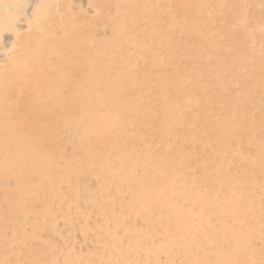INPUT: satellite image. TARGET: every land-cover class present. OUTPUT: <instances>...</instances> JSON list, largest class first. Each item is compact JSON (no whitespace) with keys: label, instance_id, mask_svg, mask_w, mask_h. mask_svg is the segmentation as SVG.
Listing matches in <instances>:
<instances>
[{"label":"rangeland","instance_id":"374dc122","mask_svg":"<svg viewBox=\"0 0 264 264\" xmlns=\"http://www.w3.org/2000/svg\"><path fill=\"white\" fill-rule=\"evenodd\" d=\"M39 1L40 0H0V79L2 78L3 75H5V76L8 75L7 77L10 79V81L11 82H14L13 80H14L15 76L19 72L18 68L16 69V67L12 66L11 63L8 62L10 60L9 59L10 46L15 41V33L21 34V36H22V34L25 35L27 33V36H28V39H27L28 40V44H27V46L28 47H31L33 51H36L39 54L40 53L41 54L43 53L41 51H38V50H42V49H38L36 47L37 44H39V46H42L43 45L42 48L44 50V53L42 54V60H41L42 62H41V64H39V68L40 67L42 68V69L41 68L40 69L42 70L43 75H39L37 77V80L36 81L34 80L37 83L36 86H34V82L32 83V81H31L32 79L30 78V75H29V78L31 80L30 79L27 80L26 81L27 83L23 80L24 83L22 81L19 84L20 86L17 88V89H19V91L16 89L17 90L16 91L17 92L16 95H15L16 92H11L9 94L10 95V98H8V99L10 100L11 105L9 106L10 103H9V100H7L6 101L7 103L4 104V107H2V109H0V111H1L0 112L1 113L0 114V126L3 125L4 123L6 125V123H8V121H13L14 122V125H16L19 122L20 123H24L23 121L27 117H30L29 118L30 119L29 120L30 122L28 121V128L32 132L31 133V136L33 137V144H35V148H37L38 153L40 155H46V154L47 155H50V154L52 155L53 154L52 156L56 157V158H52L53 159V161H52L53 164H51V168H52V170H54V172L51 170L47 174H48V178L50 179V181L53 178H54L53 181H55L56 179L58 181H55V183L53 182L54 185L56 184L55 185L56 187L53 184H49L50 182H46V183H42V184H45L44 185L45 187H47L48 185H50V186H48V189L47 188H43L44 186H42V184H40L37 187H35L34 189H29L30 194H27V191L28 190L25 192V188L23 190V185H24V183H27V184L29 183V185H30V183L37 182V179H36V178H38L37 172L36 171H33L34 170L33 168H38V163L36 164V163H29V162H19V160H18V163H17V159L16 158H14V161H12L15 152H14V149H13V153H12V149H11V153H12L11 154V158L10 157H8V158L10 160L11 159L12 160L10 161L8 159L9 160L8 161L9 163L6 162L5 165H2V167L0 165V167H1L0 168L1 169L0 170V177H1L0 178V183L3 182V184L1 183L2 186H3V190L0 192V213H1L0 216L1 217L4 216V218L3 217L2 218L0 217V233H1L0 234V261H1V258H2L1 257V254H2V255H4V257H6L8 259V261L5 260L4 264H13V262L15 264H23V263L24 264H36L37 262H38V264H40V263L41 264H47L49 262V260H50V253L52 251V247L54 245H57V243H58L59 246L60 245H63V246L58 247V248L63 249V251L59 249V251H60L59 252L58 249H57L58 254L56 256V260L53 263H50V264H54V263L55 264H73L72 262H75V260H76V259L74 260L75 255H84L83 258H85V259L87 258V261L86 262H89V264H95V263L96 264H100L101 262H102V264H108L109 263V258L108 257H106V259H101L102 261L99 262L96 259H92V258L90 259V257L88 258V255H87L88 252L87 251H89L90 249H95V250L97 249L99 251L104 250L105 248H107L109 246V244H110L109 242H110V239H111L112 235H115V237H117L119 239V243H120V245H118V247H119L118 249L120 250V252L122 250L124 251V252L123 251L121 252L122 253V256L119 257V259H118V261H117L116 264H133V263L134 264H139V263L142 264V262L144 263L145 261L148 264H154V262H156L155 264H189V263L190 264H195V263L196 264H202V263L203 264H245V261H246V264H248L249 261H250V259H251V255L248 254V249L249 250L252 249V250H250V251L253 252L252 256L253 255L255 256V254H256V256L259 258V260H257V262L259 261L258 263L256 261H254L252 264H260V263L261 264H264V254H263L264 253V244H262V243H264V236L257 237V236L254 235L256 238H254V236H253V238L251 239L250 244L247 245L246 252L245 251H240L239 253H236V251L234 250V248L231 246L232 239H234V238L233 237H232V239H231V237L229 239L224 238V237H226L225 234H224V230H219V231L218 230H215L213 228V225L212 224L206 222L203 225V228L202 229H199V232H197V229L195 228L197 225H190V230H189V233L190 234L189 233L188 234L190 236H192V239L194 240L195 243L193 241L191 242L190 241V237L187 234V227L186 226H185L186 227L185 228V227H181V226L179 227L178 224H175V225L174 224H168V223H166V221L169 220V218L168 217L165 218V216H166L165 215V212H163L164 213V215H162L163 217L158 214V210L164 209V211H165V209L167 208V207H164L163 208V206L159 207L160 205L158 204V202L157 203L156 202L153 203L155 205H153V204L150 205L151 206L150 208H152V210H153V213L151 214L152 215V218H151V215H147L146 216V214H144L145 215L144 216L143 215V212L144 211H142V212L140 211L143 208H141L140 207V204H139L140 201H141V199H142V197H141L142 194L140 195L139 192H135L134 193L131 190V187H135L134 185L136 184V182H137L136 185L138 186L139 185V182L142 181V183H144V181H146L147 178L143 177V166H144V163L146 161V155H145L146 154V151H147V148L146 147H148V148L151 147L150 145H152L155 142L152 145V147L149 148L150 155L153 156V159L154 160L162 161V162H159V164H157V166H155V167H153L151 169V171H150L151 172L150 173L151 176L149 174V177H151L153 179H156V181H157L156 183H158V184H156V186L159 185L161 187L163 185L162 188L165 189L166 186H164V183L167 182L168 180H169L168 183H170V181L173 179V176H174L172 174L174 172L176 173V172L182 171L183 173L189 175V176L185 175V176H187V179L189 177H190L189 180L191 178H195L194 180H195L196 183H194V184L198 185L200 187V189H201V187H202V190H204V189L206 190V188H207L210 191L207 196L209 197V195H211V197L212 198L214 197V199L217 201L218 199H221L222 195H224V194L227 195V193H228L227 188H225L224 187V184L222 183L225 179L227 181H229V180L231 181L232 180L234 183L237 181L236 184L238 185V183H239V186H236V184H234V186H235L234 188H241V189L250 188V185L249 184H245V182L247 180H248V182L258 181V182H261V183H259V186H255L254 187V192H255V195L257 194L256 196H258L257 198L260 199L257 202H260V203H258V206H256L257 209L255 208L256 210L255 209L252 210L248 216H244V215H246L244 213H239L240 215L241 214L242 215L240 217L237 216L235 218L237 222H234L235 220L231 222L228 219V217H227V215L230 213V210H226V207L227 206H223L220 209H221L222 212H224V216H226L225 218H223V221L222 222H224L226 220H229L230 224L233 225V228H235V230H233L234 235H235V233H237V230H238V227H237V225L239 224L238 223V220H243V222L245 224L249 225V227H250L249 228V231L250 232H252V230H254L253 227H255V224L258 221V219H263L264 220V213H263L264 212V205H262V204H264V201H262V200H264V197L262 196V195H264V194H262V192L264 193V183H263L264 182V179H263V176H264V168H263L264 167V152H262L264 150V144H263L264 143L263 142L264 141V117H263L264 116V111H263L264 110V106H263V110H260V108L262 109V105L264 104V73L257 74V73H259V69L262 72H264V63H261V62L264 61V50H263L264 49V36H263L264 35V28H262V27H264V20H261V19H264V0H262V2L260 0H259V2L257 0H255V1L254 0H250L251 2L249 0H245V1L244 0H242V1L241 0H237V1L236 0H222V1L221 0H209V1L208 0H189V1L188 0H185V1L184 0H178V1L177 0H171V1H169V0H163V2H161V6H162V10H163V14L161 16H159L155 12H153V13H149L148 12V10H152L153 9V7L155 5L154 2H153L154 0H141V3H140V0H135V1L134 0H132V1L131 0H129V1L128 0H126V1L125 0H120L121 2L119 0H117L118 2L116 3V5L113 2H110V1L116 2V0H96V1L95 0H90V1L89 0H58L57 1L58 4L56 3L57 6H55L53 8L48 7V4H50L54 0H52V1L51 0H47V2H46V9L48 8L47 11L49 12V14L47 15V18L45 17V20L47 21V23L49 25V28H51L50 29L51 32L50 31L43 32V31H40L39 30L40 28H36L37 26H39V24L38 23L36 24V22H35L36 19H35V16L33 14H34V10H35L36 6L38 5ZM93 1H94L95 4L93 3ZM104 1H106V2H104ZM107 1L110 2L112 5L110 3L107 4L108 3ZM220 1L223 2V5H222V3H220ZM97 2L98 3L100 2V4H98ZM133 2H134V4H133ZM166 3L168 4V6H167ZM215 3H218L219 6L217 4H215ZM245 3L247 5V7H245L246 6ZM126 4L128 6H126ZM178 4H181V5H178ZM227 4H229L230 6L229 5L227 6ZM138 5H139V7L141 9V10H139V12H138ZM225 5H226V8L227 9L225 8ZM117 6L119 8H121L119 11H122V12H119L116 9V8H118ZM129 6H131V8ZM16 7H18V8H16ZM125 7H127V8H125ZM128 7H129L130 10L133 9V10H131V12L133 11L132 13H130L128 11ZM144 7L145 8L147 7V10L146 11H147L148 16H147L146 13H143V11H142V9ZM170 7L172 9L175 8V11H174L175 13L174 14H172V12L170 10L171 9ZM257 7L259 8V10H257L258 9ZM61 8L64 9V10L66 9V10L65 11L63 10L62 11ZM93 8H94V10L92 11ZM60 9H61V13H60ZM68 9H69V12H68ZM125 9H126V13L123 14L124 16L122 17L121 14L125 12ZM95 10L97 11V16H94V15H96V11ZM114 10L116 12H113ZM153 10H155V9H153ZM206 10H208V11H206ZM56 11H58L59 13H57ZM73 11H75V13ZM81 12H83V13L81 14ZM111 12H112V14H111ZM135 12H137V13H135ZM165 12L167 14H165ZM246 12H247L248 15L246 14ZM127 13H129V14H127ZM253 13H254V15H253ZM61 14H64V15H61ZM171 14L174 16V19L177 22L176 23V27L169 26V18L172 17ZM206 14H207V16H206ZM242 14H244V15H242ZM245 14L247 15V17L245 16ZM102 15H104L105 17H103ZM129 15H131V18L133 17L132 18L133 20H131V19L129 20V18H130ZM138 15L139 16L141 15V16L139 17ZM126 16H127V20L128 21L125 20L126 19ZM136 16H137V18H136ZM8 17H11L12 18L11 25L9 23H5V22L4 23H1V20L3 18H4L3 20L7 21ZM76 17H78V18H76ZM111 17H114V18H111ZM119 17L123 19L122 20L123 22L121 21V19H120V22H119ZM159 17H162V20H159ZM179 17H181V19ZM245 17H246V20L245 19L243 20V18H245ZM81 18H82V20H81ZM105 18H106V20H104ZM176 18H177V20H176ZM206 18H208V19H206ZM248 18H249L250 21H248ZM112 19L114 20V22L112 21ZM141 19H143L142 22L140 21ZM148 19L149 20L151 19V20L149 21ZM195 19H197L196 20L197 22L196 21L194 22ZM202 19H203V21H202ZM84 20H85V22L83 23ZM181 20H183V21H181ZM43 21L44 20H42L41 23H43ZM51 21H52V23H51ZM72 21H74V22H72ZM75 21H76V24H75L76 26H74ZM77 21H79V22H77ZM115 21H117V25L119 23L118 26L116 24H113V23H115ZM134 21H135V23L133 25V22ZM137 21L138 22L140 21V23H138ZM179 21H181V22H179ZM211 21H212L213 25H210L211 24ZM221 21H223V22H221ZM128 22L129 23L131 22V23L129 24ZM151 22H152V24H151ZM122 23H124L122 26H124V27L128 26V27H126L124 29V27L121 26ZM154 23H156V24H154ZM242 23H243V25H242ZM29 24L30 25L33 24V27H35V28H33L32 30H29V27H30ZM101 24L104 26L103 29L101 28L102 27ZM135 24H137V25L135 26ZM139 24H141V26ZM184 24H185V26H184ZM229 24H230V26L228 27ZM231 24H232V26H231ZM251 24H253V25H251ZM152 25H154V26L151 27ZM165 25H167V26H165ZM194 25H195V27H194ZM237 25H238V27H237ZM241 25L244 28H245V26L247 27L245 29L243 28V30H244L245 33L242 30H240V28L242 29V26ZM82 26H83V29H82ZM98 26L100 28H98ZM142 26L145 27V28H142ZM196 26H197V28H196ZM234 26H235L234 31L231 32V28L234 27ZM107 27H109V28H107ZM110 27L111 28L114 27L115 30L117 31V33L115 32V30L111 29ZM139 27H140V30H139ZM248 27H249V29H248ZM118 28H119V30H118ZM150 28H151V30L149 31ZM185 28H186V30H185ZM72 29H74V30H72ZM78 29L80 30V32L78 31ZM121 29L124 32H121L122 31ZM126 29H128V30H126ZM136 29H138L140 32L138 30H136ZM159 29H160V31H159ZM173 29H174V31H172ZM130 30L132 32L133 31H136V32H133V34H131V33H129V32H131ZM141 30H142V34H141ZM166 30H168V32H166ZM183 30L186 31V33L181 32ZM193 30H194V33H193ZM260 30L262 32H260ZM73 31H75V32H73ZM148 31H149V33L147 35V32ZM126 32L128 33V35L125 34ZM165 32H166V34H169V35L167 36L165 34ZM209 32H211L210 34L213 35L214 41H213V37L211 35H209ZM227 32H229V33H227ZM242 32H243V34H242ZM258 32H260V34H258ZM82 33H84L85 36L82 35ZM102 33L104 34V37H103V35H101ZM118 33H119L118 39H115L113 41V37H115V35L118 34ZM122 33H124V34H122ZM203 33H204V35H203ZM214 33H215V36H214ZM246 33H249V37H247V39H245V36L247 35ZM256 33H257V36H256ZM134 34H136V35H134ZM219 34H221V35H219ZM226 34L229 36V39H230L228 41H224L225 37L223 35H226ZM253 34H254V36L252 37ZM106 35L109 38H110L111 35H113V36H111L112 40L109 39V38H107ZM145 35L148 36V37L150 36L149 39L152 42V49H154L155 52L153 50L151 51V55H150L151 57H149V61L142 62L140 60L137 63H135L136 61H132V60H134L132 58H134V56L136 57V55L134 53V50L136 48L135 47H131L132 45H130V42L132 43V40L135 41L139 37L142 38V39H144L145 38ZM176 35H177V37H176ZM242 35H243V37H241ZM82 36H84L83 37L84 39H87L86 42H80V39L82 38ZM127 36H129V37H127ZM178 36H179V38H178ZM209 36H211V37H209ZM96 37H97L98 40L95 39ZM122 37L124 38V41H122V39H123ZM174 37H176V39ZM105 38H107V40H105ZM159 38H160V40H159ZM242 38L244 40H242ZM253 38H255V39H253ZM62 40H63V42H61ZM96 40H97V42L100 41L99 42L100 45H98V43L95 42ZM104 40L105 41H108V43L106 44V42ZM109 40H110V43H109ZM167 40H169V41H167ZM171 40L172 41L175 40V42H177V43H174ZM176 40H178V41H176ZM210 40H211V42H210ZM58 41H59V44H58ZM88 41L89 42L91 41L92 43L91 42L89 43ZM118 41L119 42L120 41L121 42H124L123 43L124 47H123V45H122L121 42L119 43L120 44L119 45L117 43ZM257 41H258V44H257ZM101 42H104V43H101ZM113 42H114L115 45L113 44ZM126 42H127V44H126ZM244 42H247L248 44H245ZM94 43H96V44H94ZM181 43H183V46L184 47L182 46ZM208 43H210V44H208ZM241 43L242 44L244 43L245 45L242 46ZM54 44H56L57 49L61 50V51L58 52L59 54L57 53V54H55V56L53 55V53H51L54 50L53 49V47H54L53 45ZM89 44H91V45H89ZM173 44L176 46V48H175L176 51L174 50V48H173V50H171V52H172V54H171V64L167 67L168 70H169V74L167 75L166 68L165 69L159 68L158 70L153 71L152 68H151L152 67L151 66L152 65V56L155 55L154 57H156V54H157L156 51L159 50V51H157L158 52V54H157L158 59L162 55L166 58V50H167V47L170 46V45H173ZM211 44L214 46V48L211 47L212 46ZM217 44H218V46H217V49L218 50L215 49L216 48L215 46ZM229 44H231V46ZM125 45L128 48H125ZM157 45H159V47H157ZM174 45H173V47H175ZM240 45L243 48H241ZM91 46H92V48H91ZM102 46L104 48H102ZM116 46L117 47L119 46L120 49L117 50L116 49ZM198 46H201V48H199ZM226 46H228L229 48L228 49H225V48H227ZM245 46H247V47H245ZM85 47H86V49H85ZM64 48H65L64 51H66V52H64L62 50ZM131 48H132V50H131ZM185 48H186V50H184ZM196 48H198V49L196 50ZM245 48H246V51H245ZM126 49H128V50H126ZM99 50H100L101 53L99 52ZM103 50L106 51V52H104ZM124 50L126 52H128V53H124L125 52ZM204 50H205V52H208L209 51V53H205ZM213 50L215 52H213ZM87 51L90 52V53H88ZM119 51H120V53H119ZM122 51H124V52H122ZM197 51H200L201 54H200V52L197 53ZM226 51H228V52H226ZM77 52H80V53H77ZM195 52L198 54V56H197V54ZM231 52H232V54H231ZM64 53L66 54V56H65ZM110 53H112V55H110ZM188 53H191L190 55H192V54L193 55L190 56ZM215 53H216V55H215ZM72 54L75 55V56H73L74 58L71 56ZM238 54L240 56H238ZM86 55H88V56H86ZM124 55H125V57H124ZM213 55H215L217 57V59ZM58 56H59V58H58ZM114 56L116 57V59H115ZM183 56H185V57L182 58ZM66 57L68 59L67 62H66ZM111 57L113 59H111ZM119 57L121 59H123V60H121ZM205 57H207V60L204 59ZM238 57H240V58L237 59ZM101 58L103 59V61H102ZM108 58H109V60H108ZM219 58H221V59H219ZM50 59L52 61H55L56 60L57 62L56 61L55 62L58 63V66H60V67H61L62 64L65 65V68L64 67H61V68H64L65 71L67 70L65 74H67V73L70 74V76L72 77V79H71V77L69 75H67L69 77L66 76V78H68L69 80L66 79L67 80V83H65V85L63 87V90L61 89V97L59 99H57V97H53V96L49 95L45 99L46 101L45 100L43 101V99H41V98L40 99L37 98V100H38V102H37V100H36V97L37 96H36L35 99H34L35 101H32V102L30 101L29 102V100L31 99V97H34L35 96V95H33L34 93L33 94L31 93L32 95L30 94V92L35 91V88H39L40 87L42 89H39V90L42 91L45 87L50 86L52 84L54 85L55 83H57L58 80H59V78H60L59 77L60 76V73H59L60 72L59 71L60 68L56 69L55 66L54 67H51L50 65H48V62L50 61ZM77 59H79V60H77ZM82 59H84V60H82ZM127 59H128V61H127ZM191 59H192V61H191ZM194 59H196V60H194ZM113 60L116 63L113 64V62H114ZM120 60H121V64L122 65H126V64L129 65V63H130L132 66L131 65L126 66V67L123 66V68H122V65L119 62ZM204 60H205V62H204ZM218 60L219 61L222 60V62L220 61L222 64ZM88 61H89V63H88ZM90 62H93V63L90 64ZM207 62H209V64ZM71 63L72 64L75 63L74 66L71 65ZM79 63H80V65H79ZM85 63H88V64H85ZM94 63H96V64H94ZM134 64L136 65L137 68L135 67ZM198 64H199V66H198ZM117 65H118V67H117ZM239 65H240L241 70H240V68H237V67H239ZM111 66H113V67H111ZM114 66L117 67L116 69L118 71L116 69H114L115 68ZM181 66H184V68L182 67V69H181ZM186 66H188V68ZM196 66H198V67H196ZM257 66H258L259 69L257 68ZM130 67L131 68L134 67L135 68L134 70H136L137 71L136 73H138V76L135 74L137 76L136 77L137 79L134 81V84L135 85L132 83L134 86L133 85L130 86V84L128 86L129 77H131L133 75V74L129 73L130 70H131ZM39 68H38V66H35V71H38L39 72L40 71ZM108 68L112 69L111 72H109V73L105 72V70L107 71ZM126 68H127V70H124ZM121 69H123V70H121ZM142 69H145V70L142 71ZM185 69L188 71L187 73H186V70ZM193 69H195V70H193ZM257 69H258V71H257ZM72 70H75L76 72L75 71L72 72ZM87 70H88V72H86ZM120 70H121V72H120ZM237 70H238V72H237ZM84 71H85L86 74L81 73V72H84ZM93 71L95 72V74H94ZM236 72H237V74H236ZM252 72L253 73L256 72V74L255 75H252L251 74ZM39 73H41V72H39ZM110 73L112 74V76L115 74L114 75V79H117L116 82L113 85H110L111 87H109V89H107V90L103 86L99 87L98 90L102 91L103 94H104V96H103V98L101 100L104 102L105 107H106V110L104 109V112H106L109 115V117H115L114 115H116L115 118H117V116H120V118H121L122 117L121 115L124 116V114H125L124 118L123 119L121 118L122 121H121L120 128H118V129L115 128V130L113 129L112 132H111V134L107 135V136H109V142L104 139V137L106 136L104 134L105 132H103L104 127H103V129H101L102 132H103V134H102V132L99 135H92L91 136V134H90L89 135L90 137H89V136H87V134H89V133L88 132H87V134L85 133V135L87 136V138L85 137V135H83V138L85 137L86 138V141H87V139H89V140L87 142H85V138L84 139L82 138L83 141L81 142V140L79 141L76 138V136L74 135V133H73L74 131H72V129H71L72 126H71L70 123L72 121L73 122L74 121L79 122L81 127H82V125H84L86 123L85 121H83L84 118H81V116L83 115L84 109L85 108H90V107H91V109H93L95 107V105L98 104L97 102H95L96 104L88 105L89 104L88 101L91 98L96 97V94L94 92H93L94 93L93 94L91 91H89V89L91 88L90 85L93 84L92 85L93 86L92 89H95L94 88V85H95V83H94L95 81L94 80H97L101 76L102 77L104 76L105 78L106 77L109 78V75H111ZM142 73L143 74H145V73L147 74V76H146L145 79H141L140 74L142 75ZM163 73H164V75H163ZM201 73H202V77L204 76V78H201V76H200ZM28 74H30V73H28ZM46 74H48V75H46ZM90 74H92L90 76V78H91L92 81H91V84H87V81H85V80L88 79V76ZM100 74H101V76H98ZM153 74H156V76H153ZM79 75H80V78H79ZM82 75L85 76L86 78L85 79H82V78H84V77H82ZM183 75H185L187 78L188 77L190 78V80H191V82L189 80V84L190 85L189 84L179 85L180 79L178 77H182ZM12 76H13V78H12ZM42 76L45 77V78H42L43 81L41 80V77ZM46 76L49 77V78L51 77V78L49 79ZM117 76H121V77H117ZM39 77H40V79H39ZM55 77H57V78H55ZM176 77L178 78V80L176 79ZM157 78H158V80H157ZM45 79H46V82H45ZM76 79L79 80V81H77ZM112 79H109L108 80V83L112 82L113 81ZM38 80L41 81V82H38ZM69 81H70L71 85H70ZM75 81H76V83H75ZM103 81H104V79H103ZM136 81L139 82V85L138 86H137L138 83ZM165 81H168V82L165 83ZM173 81H174V83H173ZM28 82L32 83L33 85L32 84H28ZM83 82H84V84L81 85V88L85 89V87H86V89L84 90L86 92H82L81 91L80 94H83L81 96H84V97H81V96L78 95V97H80V98H78V97L75 96L77 98V104L75 103L74 105H71V98L74 97V94L73 93L71 94V92H75V91L77 92L78 88L81 89L79 87V85L82 84ZM118 82L120 83L121 88L119 86L117 87V85H119V84H117ZM171 82L174 85H171ZM231 82H233V83H231ZM15 83H17V84L19 83V82L16 81V78H15ZM22 83H23V85H22ZM27 84H28V86H27ZM39 84H40V86H39ZM66 84L69 87H67ZM228 84H230V85H228ZM233 84H235L236 86L233 85ZM43 85H44V87H43ZM221 85H222V87L217 88L218 86H221ZM87 86H88V88H87ZM29 87H30V89L32 88L31 89L32 91H30ZM65 87H67V88L64 89ZM72 87H74L76 90H73L74 88L72 89ZM22 88H23V90H22ZM117 88H119L120 91L116 90ZM25 89H27V90L25 91ZM28 89H29V92H27ZM121 89H123V90H121ZM138 89H139V91H138ZM115 90H116V92H115ZM177 90H179V92H177ZM111 91H113V92H111ZM249 91H250V93H248ZM20 92H21V94H20ZM24 92H27V93H24ZM154 92L157 93V94H155ZM86 93H87V95H86ZM184 93L185 94H188L189 93V94L186 96ZM192 93H194V94L192 95ZM201 93H203V94H201ZM238 93L240 95H238ZM1 94H2V91H0V98L2 99V95ZM63 94H66V95L62 96ZM109 95L111 96V98H110ZM121 95L124 98H121ZM206 95L207 96L209 95V98ZM243 95H245V96H243ZM69 96H71V97L69 98ZM127 96H128V99H127ZM194 96L196 98L193 99ZM19 97H20V99H22L21 101H22V103L24 105L22 104L21 107L19 109H17L15 102H14V105L12 106V104H13L12 101H15V100L17 101L19 99ZM28 97H29V100L28 101L27 100H24L25 98L28 99ZM42 97H44V95H42ZM48 98L49 99L52 98V99L49 100ZM67 98H68V100H67ZM204 98H207V99H204ZM124 99H126L125 100L126 102L124 101ZM201 99H203V100L201 101ZM47 100H49V101L47 102ZM173 100H174V102H172ZM45 102H47L48 104L45 103ZM257 102H258V104H257ZM43 103L46 106H44ZM110 103H111V105L114 104L115 108H114V106H111ZM213 103H215L216 106ZM34 104H37L36 107H35ZM58 104L59 105L60 104L62 105V106H59L58 107L60 109H58L57 106H56ZM233 104H234V106H233ZM39 105H40V108H38ZM42 105H43V107H42ZM48 105L50 107H47ZM117 105L118 106L123 105L122 106L123 108L121 109L120 108L121 106L118 107ZM128 105H132V106H134V105L139 106L140 105V107H141L140 112L139 111H134L135 113H132L133 111L132 110L130 111V108H129ZM148 106H149V108H148ZM10 107H11V109H10ZM14 107L17 110H15ZM41 107L44 110L41 109ZM111 107H113V108H111ZM155 107H157L159 111ZM163 107L164 108L170 107V109L169 108H168L169 110L167 108L164 109ZM234 107H236V108L234 109ZM23 108H25V110ZM72 108H73V111H72ZM81 108H82V110H81ZM150 108L152 109V112L154 111V108H155V110L157 112L156 111H154L153 113L150 112L151 111V110H149ZM201 108L204 111L205 110L206 111L204 112ZM20 109H23L24 111L22 112V110L20 111ZM118 109L119 110L121 109L120 111L122 113L121 112H120V114L116 113V110H118ZM145 109L147 111H145ZM172 110L175 112L174 114L176 116V120L174 122L175 125L170 126L169 129H168L167 128V124H165L164 121L166 119V116L168 114H170V112ZM228 110H229V112H228ZM18 111H19V113H18ZM75 111H76V113H75ZM93 111H94V109H93ZM160 111L163 112V113H165V114H162L161 113L160 115H158L160 113ZM166 111L169 112V113H167ZM258 111H260V112H258ZM261 111H263V113ZM113 112H115V113L113 114ZM202 112H204V113H202ZM237 112H239V113H237ZM257 112H258V115H257ZM150 113H151L152 116L150 115ZM235 113H236V115L237 114L238 115L236 116ZM8 114H10V115H8ZM29 114H30V116H28ZM68 114H69V117L67 116ZM70 114H71V117H70ZM76 114L77 115L80 114V115L77 116ZM261 114H262V116H261ZM7 115L9 117V119L6 118ZM73 115H76V117L73 116ZM132 115H133L134 118L132 117ZM161 115L164 116V120H162V117L163 116H161ZM253 116H254V118H253ZM91 117H92L91 113H89L86 116L85 120L87 121V124L88 123L89 124L88 125L85 124L82 127V129H84L85 127H87V126H89L91 124L90 121L93 120V119H91ZM216 117H218V118H216ZM70 118H71V120H70ZM87 118H88V120H87ZM89 118H90V120H89ZM137 118L138 119H141V121L142 120H144V121L141 122ZM73 119H75V120H73ZM132 119L134 120V122H132L133 121ZM5 120H7V121H5ZM151 121H152V123H150ZM157 121H158V123H157ZM182 121L186 124V126L180 127ZM238 121H240V122H238ZM162 122H164V124ZM217 122H219L220 124L221 123L222 124H225V126L223 128H220L219 129V132L216 135V133L214 132L215 129H217V127H219V126L222 125V124L220 125ZM58 123H61V124L58 125ZM134 123H136V124H134ZM142 123H144L146 126L143 125ZM160 123H161V125H160ZM205 123H206V125H205ZM258 123H260V124L258 125ZM177 124H179V125H177ZM48 125L50 126V128H49ZM163 125H165V127L167 128L166 131H165L166 133H168L167 132L168 130H170V132L172 131L171 132V138H170L171 140L167 137V135H165L166 133L163 132L165 130V127H163ZM203 125H205V126H203ZM208 125H209V127H208ZM43 126H44V128H43ZM46 126H48V128ZM56 126L58 128H56ZM138 126H139V128H138ZM62 127L64 129H66L70 133H68L66 130H63ZM161 127H163V128H161ZM255 127H257V128H255ZM14 128H15V126H14ZM68 128H69L70 131L68 130ZM159 128L160 129H163V130H160ZM229 128H230V130H228ZM133 129H135L134 131H135L136 135L134 134ZM44 130H46V131H44ZM47 130L49 132H47ZM255 130H257V131H255ZM130 131L132 133H130ZM37 132H38V134H37ZM141 132H142V134H143V132L145 133V134H143L142 137H141V135H142ZM254 132H256V133H254ZM43 133H44V135H43ZM45 133H46V135H45ZM154 133H155V135H152ZM184 133H186V136H185L186 143H185V145L182 144V146H180L181 147L180 148V147H178V143H179L178 141H179V139H181L179 137L181 135H183ZM227 133L229 135H227ZM61 134L63 135L62 137H65L66 139L65 138L63 139L62 137H60ZM242 134H244V135L241 136ZM37 135H38V137H37ZM52 135H54V136H52ZM124 135H125V138H127V137L128 138L127 139H124V137H123ZM147 135L149 136V138L147 137ZM150 135H152V136H150ZM156 135H158V136L155 137ZM48 136H49V138H48ZM96 136H99V137H96ZM112 136H114L115 139ZM135 136L137 137V139H136ZM54 137H57V140L58 141H55L56 138H54ZM37 138H39L40 140L37 139ZM41 138H43V139H41ZM50 138L52 140H50ZM60 138L63 141H65V142L61 141ZM118 138L120 139V141H119ZM111 139H114V140L111 141ZM123 139H124V141H123ZM131 139L134 142L133 145H132V143H130V142H132ZM165 139L166 140L168 139L167 141H169V142H166ZM0 141L3 142V140L1 138H0ZM52 141H53L54 144L52 143ZM92 141H94V142L97 141L96 142L97 145L94 142H92ZM128 141L132 145V147H135L134 151L135 152H138L139 156L135 152L133 153V156L132 157H133L134 160L132 162V167L131 168L134 171L130 167L128 168V166H127L126 169H125V166L123 168L125 170V173L129 172L127 169H129L130 172H132V173L133 172L135 173V171H136L135 174H137L138 177H140V180L141 181L138 179V177L136 178L135 174L133 173L134 178L131 181H128V182L124 183V184H126V186L124 184H122V183H121V186H120V183L118 184V180H119L118 177H119L120 173H121V175H123L122 174V173H124L123 169L122 168L114 169L116 175H114L112 177L111 174L109 173V170H107L106 161L105 160H102V164H99L97 160H99V162H101V159L99 157H100V154L101 153L103 155V152L105 150L109 154V156L110 157L112 156L113 158L116 157L118 155V153H119V155H121L120 153H122V155H124L123 154L124 151H126L124 153H128L127 150H129L131 148V145L128 143ZM56 142L57 143L59 142V143L57 144ZM102 142H104V143H102ZM121 142L123 144H125V145H123ZM224 142H226V143H224ZM4 143H5L4 144L5 147L4 146L3 147L6 149L7 148L6 142H4ZM105 143L106 144L108 143V144L105 146L104 145ZM141 143H142V145H141ZM167 143H169V145ZM170 143H171V145H170ZM165 144H167V145H165ZM40 145H41V147H40ZM55 145H59V146H57V148H56ZM118 145H119V148H118ZM135 145H137V146H135ZM52 146H53V148H52ZM140 146H141V148H140ZM164 146L166 148H164ZM168 146H170L171 148L169 147L170 148L169 149ZM113 147L114 148L116 147L118 149L117 150H116V148L115 149H110V148H113ZM137 147H138V149H136ZM91 148L92 149L95 148V149L92 150ZM96 148L98 150H96ZM100 148H101V150H100ZM172 148H173V151H172ZM85 149L86 150L88 149V150L86 151ZM164 149H165V151H164ZM177 149H179V150H177ZM222 149L225 150V151L227 150V151L225 152ZM48 150L50 151L49 153H47ZM54 150H56L57 152H54ZM28 151H30V149H28ZM153 151H155V152H153ZM52 152H54V153H52ZM99 152H100V154H99ZM106 152H104V157H106ZM198 152H199V154H198ZM59 153H60V156H58ZM110 153L112 155H110ZM224 153H225V155L222 156ZM108 154H107V156H108ZM184 154H187V162H186V159L184 158V156H185ZM254 154H255L256 157L254 156ZM62 155H63V157H62ZM75 155H76V157L77 156L79 157V158L77 157L79 159V161L77 162L78 165L77 164L74 165L77 173H75L74 176H72V178H70V179H67V178H64V177H60L63 174H65V171H64V168L63 167L66 165L67 160H71L72 158H75ZM96 155H98L97 156V159H96ZM113 155H115V156H113ZM163 155L166 158H164ZM242 155L244 157L246 155L247 158L246 157L243 158ZM84 156H86V157L84 158ZM238 156H239V158H238ZM59 157H60V159H59ZM61 157H62V160H61ZM68 157H70V158H68ZM196 157H197V159H196ZM243 159H246V160L248 159V160L245 161ZM60 161H62L63 163L60 162ZM138 161L140 162V164L138 163ZM178 161H179V163H178ZM223 161H225V162H223ZM55 162H56V164H55ZM245 162H246V164H245ZM248 162H251V164H249ZM137 163H138V165H136ZM165 163L168 164V165H166ZM190 163H193V164L190 165ZM223 163H224V169H226L228 167L231 174L234 172V174H232V175H234V177H235V175H236L237 172H240V171L241 172L239 174L237 173V176L235 178L231 174H230V176H229V174L227 176L226 173L219 172V169L221 171V169L223 168V166H222ZM232 163H233V165H231ZM239 163H241V164H239ZM6 164H8V165H6ZM175 164L176 165L179 164V165L176 166ZM213 164H215V165H213ZM61 165H64V166H61ZM237 165H238V167H236ZM6 166H8V167L6 168ZM11 166L13 168L10 169L9 167H11ZM56 166H57V168H56ZM90 166H92V167H90ZM167 166H169L170 168L167 167ZM188 166H192L193 168H189ZM59 167H62V168H59ZM105 167H106V169H105ZM156 167H158L159 169L156 168ZM239 167H241V168L239 169ZM244 167L246 169L248 167L247 171H246V169H244ZM100 168H102V172H100L101 171ZM195 168L197 170H194ZM7 169H8V172L6 171ZM21 169H22V171H20ZM57 170L58 171H61V172H57ZM121 170L123 172H121ZM28 171H30L29 174H28ZM152 171H153V174H152ZM235 171H236V173H235ZM3 172H7V175H6V173H3ZM34 172H36V173H34ZM62 172H64V173H62ZM206 172H207V174H206ZM1 173H2V175H1ZM81 173H82V175H81ZM92 173H93V175H92ZM99 173H100V175H99ZM118 173H119V175H118ZM216 173H218V174L220 173V174L218 175ZM9 174H11V176ZM13 174H15V175L13 176ZM78 174H79V176H78ZM251 174H253L255 176H253ZM8 175H9V177H8ZM51 175H54V176H51ZM57 175H59L58 178H55V176H57ZM220 175L221 176L224 175L223 176L224 178L222 179V177H221V179H220ZM241 175H245V176H241ZM101 176H102V178H101ZM164 176H166V177L168 176L169 178L168 177L166 178ZM212 176H213V178H212ZM251 176H253V177H251ZM260 176H261V178L259 179ZM59 177H60V179H59ZM80 177H81V179H80ZM200 177H201V179H200ZM230 177H232V178L230 179ZM241 177H243V178H241ZM248 177H250V179ZM109 178H111L110 179L111 181L109 180ZM143 178H145V179H143ZM240 178H241V180L239 181ZM251 178L253 180H251ZM255 178H257V179H255ZM13 179H14V181H13ZM17 179L20 182L23 183L22 187H20L19 185H16L17 183L15 182V180H17ZM21 179H23V180H21ZM64 179H66V180H64ZM187 179H186V181L184 179L179 180L180 183L178 182V179H173V180H175V181L178 182V184H177V182H175V181L173 182V180H172L173 183L172 182L171 183L174 186L172 184H169V185L167 184V187H172L173 186L172 188H174V189L176 188L175 191H177V192L180 189L179 192L178 193L176 192L177 194L175 193V195H174V196H176L177 199L174 196L171 197V201L173 203L177 200L174 203V204H177V208L180 206L181 203H182V205L184 207H187V203L188 202L186 200H182L181 199L182 198V195H183L182 194V189L183 190L184 189L185 190H189V189H187L188 188L187 187V181H189ZM211 179H213V180L216 179L217 181L219 180V183H218L219 185L217 183H216V185H214V186H216L215 189H214V191H213L212 187H206L205 188L206 185L208 186V185H210V183H212L211 182ZM236 179H238V180H236ZM244 179L245 180L247 179V180L246 181H243ZM261 179H262L263 182L261 181ZM59 180L62 181V182H60ZM108 180H109V183L110 184H108ZM100 181H104L105 183L104 182H100ZM56 182H58V183H56ZM115 182H117V186L122 187L123 189L127 188V186H128L127 189H129V191H126V189H125V191L127 193L126 195L123 194V196H120L122 193H121V191H118V188H116L117 186L115 185ZM242 182H244V184ZM111 183L113 185H111ZM213 183H214V181H213ZM240 183H242L243 185L240 184ZM261 184L263 186H261ZM140 185L142 186L143 184H140ZM184 185H186V187ZM246 185L247 186L249 185V186L246 188ZM15 186H16V188H15ZM52 186L55 189H53V190L52 189H49V188H52ZM124 186H125V188H124ZM141 186H138V189ZM81 187H83V188H81ZM167 187H166V189H167ZM16 189L18 191H16ZM38 189H43V190H38ZM96 189L100 190V192H96V191H98ZM80 190H81V194H80ZM7 191L9 192V194H7ZM23 191H24V193L22 194ZM33 191H36L37 193L36 192L34 193ZM110 191H112V193ZM139 191L141 192V189ZM3 192L6 193V194H3ZM55 192L56 193L58 192V194L59 193L61 194V195L59 194V196H61V199L63 200V202H61L60 203L61 205H59V206H61L62 208H60L58 206H57L58 207L57 208V207H55L57 204H54L55 206L53 205V208L51 207V210L53 211V213L50 214L51 216L48 215V217H47V216L43 215L44 214L43 209H46L47 207H49L50 202L52 200L51 198L53 197V195H54ZM95 192H96V195H95ZM105 192H106V194H105ZM223 192H224V194H223ZM14 193H15V195H14ZM25 193L27 195H25ZM132 193H133V195H132ZM136 193H139V194H137L138 196L136 195ZM186 193H187V191H186ZM216 193H217V196H216ZM11 194H13V195H11ZM4 195L7 198H9V196H10V197H12V199H14L15 201H17V203L15 204V206H11V204H9L7 198ZM51 195H52V197H50ZM105 195H106V197H105ZM107 196L110 197V199ZM114 196H116V197L114 198ZM136 196H137V198H136ZM139 196H140V201H137V200H139ZM46 197H50V198L44 199ZM4 198H6L5 201H4ZM22 198L23 199L26 198V201L27 202L25 204H26L27 210H30L31 211L29 217L25 218L24 220L22 219V216L19 214V209H18V211L15 209V207H18V203H21L20 200ZM35 198H37V199H35ZM77 198H78V200H77ZM93 198L96 199V200L99 199L97 201L100 202V203H98ZM133 198H135V200ZM75 199L77 201H79V199H80L79 204L81 206L80 205L79 206L82 209V213L76 214L75 212H73L70 209L68 211V208H66L70 204V202H71L69 200H72L73 201ZM82 199L85 202H82ZM116 200H117V202H116ZM178 200H179V202H178ZM42 201H43V203H42ZM125 201H126V203H125ZM5 202L7 203V205H6ZM55 202H56V200H55ZM113 202H114V204L116 203L115 204L116 206L114 205V207H113V204H112ZM172 202L169 201V205ZM177 202L179 203V205H178ZM183 202H184V204L186 206L183 204ZM97 203L100 205V207H98V204ZM135 203H136V205H135ZM137 204H139V205L137 206ZM109 205L112 206L113 208H110ZM169 205H168V208H167L166 211H169L170 212L173 209V207H172V205H170V206ZM101 206H102V209H100ZM134 206L137 209H135ZM203 206H204V210H209L210 211V212H208V213H210V215H208V217L211 219V221H214L215 220L216 224H218V219H217L218 217L212 211L213 210V206H210V205H207V204H204ZM154 207H156L155 210H154ZM181 207H179L178 209H180ZM122 208H123V210H122ZM95 209L97 211V214H96ZM112 209H114V212H115V209H116V213L118 214V217H117V220L118 221L117 220L114 221L116 219V214L114 215V212L112 211ZM118 210H120L122 212L120 213V211H118ZM99 211L101 213H103L102 216H101V213ZM104 211H107V213L110 212V213H108V217L105 216L107 213L104 212ZM147 211H149V210H147ZM147 211H145V212H147ZM126 212H127V214H126ZM135 212H138V213H135ZM258 212H259V214H258ZM9 213H10V216H9ZM46 213H47V210H46ZM98 213L100 214L99 216L101 218H99V216H97ZM119 213L121 214V217H119L120 216ZM134 213L137 215V217H136V215ZM62 214L67 215L68 222L61 221L62 220V216H61ZM110 214L111 215L113 214L115 218L113 219V217H111ZM128 214H130V215H128ZM14 215H15V217H14ZM126 215H128V216H126ZM157 215H159L160 217L157 216ZM49 216H50V218H49ZM54 216H55V218H54ZM132 216H133V218H132ZM148 216H149V218H148ZM104 217H106V218L104 219ZM12 218H13V220L11 221ZM73 218H74V222H73ZM76 218H78L77 221H76ZM251 218H253V220ZM101 219H102V221H101ZM109 219L111 221H113V222L112 223L109 222L110 221ZM17 220H19V221H17ZM244 220H246V221H244ZM254 220H256V221H254ZM39 221H40V223H38ZM16 222H18L17 227H18L19 230L18 229H14ZM99 222L102 225L101 224H98ZM167 222H169V221H167ZM196 222H197V220H195L193 222H190V223L196 224ZM3 223H5V224L3 225ZM116 223H118V224H116ZM104 224L107 225V226L105 225L107 228H104L105 227V226H103ZM113 224H116V225H113ZM119 224H120V226H119ZM150 224H153L154 225V226L151 225L152 228L149 227L150 229H153V230H149V228H147L148 226H150ZM4 226H6L7 228L4 227ZM38 226H39V229L36 231L37 234L35 236H32L33 233L32 234H29V233H31V231L33 229H35ZM115 226H118V227H115ZM121 226H122V230H121ZM113 227H114V230H113ZM126 227L129 230L128 232L126 231L127 229H125ZM30 228H32V229H30ZM99 228L102 229V231ZM133 228H134L135 231H131L130 230V229L133 230ZM40 229L43 230L42 234H40L41 233V230ZM56 229H58V230L56 231ZM80 229L84 230V234H81L79 232ZM110 229L113 230V231H111ZM115 229H116V231H115ZM123 229L125 230L124 233L126 232L125 234L123 233ZM204 229L206 231H204ZM16 230H17L16 235L18 234V231H19V232H21V237H24V240L21 241V242H18V243L16 241V235H15V231ZM75 230H77L78 232L75 231ZM60 231H63L62 236L65 238L64 243L66 242V244L63 243L62 237H59L57 235V233L60 232ZM119 231L123 233V234H121V236L118 235L119 234ZM179 231L182 233L181 234V237H180ZM135 232L138 233V234H136ZM173 232H174V234H172ZM175 232H178L179 233V238H177L178 234L175 233ZM205 232L207 234H205ZM160 233H162V234H160ZM51 234H52V236H51ZM169 234L170 235H173V238H172V236L170 238L171 242L169 240V243L170 244L172 242L173 243H176V242L178 243L179 242V246L176 247L173 251L170 250L171 252L170 251H167V250L164 251L163 250L164 248H159V247H162L163 246L166 249V246H167V248L170 246L168 242H167L168 244L166 243L167 245L165 244V242H166L165 241L166 240L165 238L167 237L166 235H169ZM69 235H71V236L69 237ZM140 235H142L141 236L142 237V241L140 240L141 239ZM170 235L168 237H170ZM174 235H177V236H175L176 238L174 237ZM200 235L201 236L206 235V237L208 235L209 237H208L207 241H205L204 243L200 244L199 247H198V245L197 246H194L195 244L198 243L199 238L201 239V236ZM197 236H200V237H197ZM45 237H47V239ZM137 237H140V239L137 238ZM58 238L60 239V241H58L59 240ZM95 239H96V241H95ZM178 239H179V241H178ZM184 239H186V240H184ZM9 240H10V242H9ZM187 240H189V247L186 246V244L188 242ZM260 240L262 242H260ZM88 241H90L91 243H88ZM92 241H93V243L95 242V244L92 245ZM163 241H165V242L163 243ZM1 242H2V245H1ZM258 242H259V244H258ZM14 243L16 244L15 246H14ZM54 243H56V244H54ZM140 243H142V244H140ZM145 243H146V245H145ZM191 244H193V245H191ZM252 244H254V245H252ZM30 245L32 246L31 249H30ZM67 245H69V246H67ZM138 245H141L140 246L141 248H142V245H143V248L140 249V247H136ZM152 245H153V247H152ZM103 246H105V247H103ZM126 246H127V248H126ZM156 246L159 248V251L157 250L158 248H156ZM228 246H230V248L232 247L233 249H230V250L227 251ZM131 247H134L133 249H137V250H133V253H132V248ZM181 247H184V248H181ZM185 247H187V248H185ZM197 247H198V249H197ZM68 248H72L73 251L71 253H68L67 254V249ZM195 248H196V250H195ZM126 249L127 250L129 249V250L127 251ZM139 249H140L141 254H139L140 253L139 252ZM261 249H262L263 252L259 251ZM190 250L192 251V253H191ZM255 250H256V252H255ZM196 251H198V253ZM110 252H112L114 254V253L117 252V250L116 249L115 250L114 249H111ZM167 252H170L171 254L170 253H167ZM189 252H190V254H189ZM229 252L233 254L232 255L233 257H232V259H231L230 262L228 261V259H226L227 258V254ZM85 254H86L87 257L85 256ZM105 254H106V252H105ZM128 254H130L131 256L128 255ZM136 254L137 255L139 254V255L137 256ZM154 254H157L158 255L157 259L156 258L153 259ZM169 254H170V256H169ZM200 254H201V256H200ZM35 255H37V257ZM259 255H262V257H259ZM17 256H18V258H17ZM29 256H30V258H29ZM45 256H47V257H45ZM66 256H69V259H70L69 262L70 263L69 262H66L64 260L66 258ZM136 256L138 257L137 258L138 261L135 259ZM57 258H59V259H57ZM133 258L135 259L134 262H133ZM214 258L217 261H215ZM24 259H26V260H24ZM57 260H59V261H57ZM18 261H20V262H18ZM22 261H23V263H21ZM198 261H199V263H197ZM0 264H1V262H0Z\"/></svg>","mask_w":264,"mask_h":264},{"label":"bare ground","instance_id":"6f19581e","mask_svg":"<svg viewBox=\"0 0 264 264\" xmlns=\"http://www.w3.org/2000/svg\"><path fill=\"white\" fill-rule=\"evenodd\" d=\"M52 1V0H51ZM57 1L58 0H54L53 2H51L50 4H48V7H50V8H53V7H55V6H57L56 5V3H57ZM90 1V0H89ZM96 1V0H95ZM120 1V0H119ZM126 1V0H125ZM129 1V0H128ZM132 1V0H131ZM135 1V0H134ZM169 1H171V0H169ZM178 1V0H177ZM185 1V0H184ZM189 1V0H188ZM209 1V0H208ZM207 1V2H208ZM222 1V0H221ZM220 1V3H222V5H223V2H221ZM237 1V0H236ZM242 1V0H241ZM245 1V0H244ZM250 1V0H249ZM248 1V2H249ZM255 1V0H254ZM258 2H259V0H257ZM261 2H262V0H260ZM5 2V1H4ZM3 2V3H4ZM46 2H47V0H40L39 1V3H38V5L36 6V8H35V10H34V16H35V22H36V24L38 23L39 24V26H37L36 28H40L39 30L40 31H43V32H48V31H50V29L51 28H49V25H48V23H47V21L45 20V17L47 18V15L49 14V12L47 11V9H46ZM101 2V1H100ZM100 2L98 3V4H100ZM104 2H106V1H104ZM108 2V1H107ZM110 2H113L115 5H116V3L118 2L117 0H116V2H114V1H110ZM110 2H108L107 4H109ZM121 2V1H120ZM144 2V1H143ZM154 2V7H153V9H155V10H148V12L149 13H153V12H155V13H157L159 16H161L162 14H163V10H162V6H161V2H163V0H154L153 1ZM168 2V1H167ZM183 2V1H182ZM206 2V1H205ZM216 2V1H215ZM247 2V3H248ZM251 2V1H250ZM6 3V2H5ZM37 3V2H36ZM62 3V2H61ZM92 3V2H91ZM90 3V4H91ZM93 3H94V1H93ZM140 3H141V0H140ZM148 3V2H147ZM169 3V2H168ZM187 3V2H186ZM236 3V2H235ZM239 3V2H238ZM237 3V4H238ZM241 3V2H240ZM257 3V2H256ZM58 4V3H57ZM70 4V3H69ZM68 4V5H69ZM95 4V3H94ZM93 4V5H94ZM111 4V3H110ZM131 4V3H130ZM133 4H134V2H133ZM144 4V3H143ZM146 4V3H145ZM151 4V3H150ZM167 4V3H166ZM173 4V3H172ZM171 4V5H172ZM206 4V3H205ZM204 4V5H205ZM215 4H217L218 5V3H215ZM226 4V3H225ZM249 4V3H248ZM252 4V3H251ZM255 4V3H254ZM4 5V4H3ZM6 5V4H5ZM29 5V4H28ZM63 5V4H62ZM67 5V6H68ZM112 5V4H111ZM147 5V4H146ZM175 5V4H174ZM178 5H181V4H178ZM195 5V4H194ZM210 5V4H209ZM229 4H227V6H228ZM245 5H246V3H245ZM250 5V4H249ZM61 6V5H60ZM126 6H128L127 4H126ZM137 6V5H136ZM150 6V5H149ZM156 6V7H155ZM167 6H168V4H167ZM216 6V5H215ZM219 6V5H218ZM217 6V7H218ZM221 6V5H220ZM230 6V5H229ZM244 6V5H243ZM7 7V6H6ZM86 7V6H85ZM90 7V6H89ZM97 7V6H96ZM116 7V6H115ZM118 7V6H117ZM130 8H131V6H129ZM129 7H128V11L130 12V13H132L131 12V10H133V9H129ZM148 7V6H147ZM147 7L145 8H143L142 9V11H143V13H146L147 14ZM205 7V6H204ZM245 7H247V5L245 6ZM250 7V6H249ZM16 8H18V7H16ZM79 8V7H78ZM125 8H127V7H125ZM136 8V7H135ZM171 8V7H170ZM184 8V7H183ZM225 8H226V5H225ZM231 8V7H230ZM241 8V7H240ZM239 8V9H240ZM243 8V7H242ZM258 8V7H257ZM8 9V8H7ZM62 9V8H61ZM61 9H60V13H61ZM83 9V8H82ZM113 9V8H112ZM118 11L121 9V8H116ZM115 9V10H116ZM149 9V8H148ZM165 9V8H164ZM182 9V8H181ZM211 9V8H210ZM227 9V8H226ZM64 9H62V11H63ZM66 10V9H65ZM64 10V11H65ZM94 10V8L92 9V11ZM113 11V12H116V11ZM137 10V9H136ZM139 10H141L140 9V7H139V5H138V12H139ZM166 10V9H165ZM169 10V9H168ZM167 10V11H168ZM171 10V12H172V14H174L175 12V8H171L170 9ZM257 10H259V8L257 9ZM71 11V10H70ZM77 11V10H76ZM96 11V10H95ZM94 11V12H95ZM100 11V10H99ZM124 11V10H123ZM166 11V12H167ZM206 11H208V10H206ZM26 12V11H25ZM57 13H59L58 11H56ZM68 12H69V9H68ZM74 13H75V11H73ZM80 12V11H79ZM93 12V13H94ZM119 12H122V11H119ZM165 12V14H167ZM220 12V11H219ZM66 13V12H65ZM83 12H81V14H82ZM105 13V12H104ZM126 13V9H125V12L124 13H122L121 15H122V17L124 16L123 14H125ZM135 13H137V12H135ZM207 13V12H206ZM237 13V12H236ZM73 14V13H72ZM99 14V13H98ZM101 14V13H100ZM108 14V13H107ZM111 14H112V12H111ZM127 14H129V13H127ZM126 14V15H127ZM142 14V13H141ZM156 14V15H157ZM171 14V16L172 17H170L169 18V26H172V27H176V21H175V19H174V16ZM219 14V13H218ZM233 14V13H232ZM238 14V13H237ZM241 14V13H240ZM246 14H247V12H246ZM245 14V16L247 17V15ZM29 15V14H28ZM61 15H64V14H61ZM60 15V16H61ZM115 15V14H114ZM170 15V14H169ZM181 15V14H180ZM239 15V14H238ZM242 15H244V14H242ZM253 15H254V13H253ZM94 16H97V11H96V15H94ZM103 17H105L104 15H102ZM113 16V15H112ZM128 16V15H127ZM127 16H126V19L125 20H127ZM130 16V18H129V20L131 19V20H133L132 18H131V15H129ZM139 16V15H138ZM141 16V15H140ZM139 16V17H140ZM147 16H148V14H147ZM146 16V17H147ZM182 16V15H181ZM206 16H207V14H206ZM63 17V16H62ZM87 17V16H86ZM90 17V16H89ZM93 17V16H92ZM109 17V16H108ZM145 17V18H146ZM168 17V16H167ZM194 17V16H193ZM246 17L245 18H243V20L245 19L246 20ZM60 18V17H59ZM66 18V17H65ZM76 18H78V17H76ZM75 18V19H76ZM80 18V17H79ZM107 18V17H106ZM106 18L104 19V20H106ZM111 18H114V17H111ZM136 18H137V16H136ZM180 19H181V17H179ZM195 18V17H194ZM239 18V17H238ZM254 18V17H253ZM4 19V18H3ZM1 20V23H9L10 25H11V20H12V18L11 17H8V19H7V21H5V20ZM62 19V18H61ZM120 19H121V21L123 20L122 18H120L119 17V22H120ZM154 19V18H153ZM156 19V18H155ZM168 19V18H167ZM184 19V18H183ZM206 19H208V18H206ZM237 19V18H236ZM42 20H44L43 21V23H41V21ZM81 20H82V18H81ZM136 20V19H135ZM149 20V19H148ZM147 20V21H148ZM151 20V19H150ZM149 20V21H150ZM159 20H162V17H159ZM164 20V19H163ZM176 20H177V18H176ZM179 20V19H178ZM197 19H195L194 20V22L196 21ZM213 20V19H212ZM261 20H264V19H261ZM49 21V20H48ZM109 21V20H108ZM112 21L114 22V20L112 19ZM128 21V20H127ZM126 21V22H127ZM141 22L143 21V19H141L140 20ZM140 21L138 22V23H140ZM145 21V20H144ZM148 21V22H149ZM181 21H183V20H181ZM181 21H179V22H181ZM201 21V20H200ZM202 21H203V19H202ZM248 21H250L249 20V18H248ZM72 22H74V21H72ZM77 22H79V21H77ZM85 22V20L83 21V23ZM110 22V21H109ZM108 22V23H109ZM112 22V23H113ZM123 22V21H122ZM125 22V23H126ZM132 22V21H131ZM130 22V23H131ZM197 22V21H196ZM205 22V21H204ZM219 22V21H218ZM221 22H223V21H221ZM220 22V23H221ZM242 22V21H241ZM51 23H52V21H51ZM88 23V22H87ZM99 23V22H98ZM129 23V22H128ZM129 23V24H130ZM134 23H135V21L133 22V25H134ZM200 23V22H199ZM209 23V22H208ZM219 23V24H220ZM235 23V22H234ZM247 23V22H246ZM253 23V22H252ZM35 24V25H36ZM69 24V23H68ZM76 24V21H75V23H74V26H76L75 25ZM89 24V23H88ZM113 24H116L117 25V21H115V23H113ZM112 24V25H113ZM124 23H122L121 24V26L123 25ZM128 24V25H129ZM146 24V23H145ZM151 24H152V22H151ZM150 24V25H151ZM154 24H156V23H154ZM222 24V23H221ZM224 24V23H223ZM249 24V23H248ZM261 24V23H260ZM4 25V24H3ZM24 25V24H23ZM51 25V24H50ZM62 25V24H61ZM78 25V24H77ZM118 25H119V23H118ZM117 25V26H118ZM126 25V24H125ZM137 24H135V26H136ZM140 26H141V24H139ZM168 25V24H167ZM167 25H165V26H167ZM210 25H213V23H212V21H211V24ZM227 25V24H226ZM235 25V24H234ZM242 25H243V23H242ZM241 25V26H242ZM246 25V24H245ZM251 25H253V24H251ZM262 25V24H261ZM29 30H32L33 28H35V27H33V24H29ZM52 26V25H51ZM101 28L103 29V25L101 24ZM114 26V25H113ZM145 26V25H144ZM154 25H152L151 27H153ZM168 26V27H169ZM181 26V25H180ZM184 26H185V24H184ZM183 26V27H184ZM209 26V25H208ZM230 26V24L228 25V27ZM231 26H232V24H231ZM259 26V25H258ZM81 27V26H80ZM106 27V26H105ZM112 27V26H111ZM110 27V28H111ZM122 27H124V26H122ZM126 27H128V26H126ZM126 27H124V29L126 28ZM146 27V26H145ZM145 27H143L142 26V28H145ZM164 27V26H163ZM167 27V28H168ZM171 27V28H172ZM182 27V28H183ZM194 27H195V25H194ZM237 27H238V25H237ZM262 27V26H261ZM79 28V27H78ZM98 28H100L99 26H98ZM107 28H109V27H107ZM138 28V27H137ZM181 28V29H182ZM196 28H197V26H196ZM208 28V27H207ZM234 28H235V26L234 27H232L231 28V32H233L234 31ZM243 26H242V29L240 28V30H242L243 32H244V30H243ZM245 28H247L246 26H245ZM244 28V29H245ZM262 28H264V27H262ZM75 29V28H74ZM74 29H72V30H74ZM82 29H83V26H82ZM111 29H113V30H115V28L113 27V28H111ZM129 29V28H128ZM128 29H126V30H128ZM156 29V28H155ZM180 29V30H181ZM248 29H249V27H248ZM76 30V29H75ZM100 30V29H99ZM118 30H119V28H118ZM122 30V29H121ZM132 30V29H131ZM130 30V31H131ZM136 30H138V29H136ZM139 30H140V27H139ZM138 30V31H139ZM151 30V28L149 29V31ZM177 30V29H176ZM185 30H186V28H185ZM217 30V29H216ZM215 30V31H216ZM224 30V29H223ZM226 30V29H225ZM229 30V29H228ZM247 30V29H246ZM78 31L80 32V30L78 29ZM108 31V30H107ZM145 31V30H144ZM149 31L147 32V35H148V33H149ZM159 31H160V29H159ZM164 31V30H163ZM170 31V30H169ZM172 31H174V29L172 30ZM179 31V30H178ZM238 31V30H237ZM236 31V32H237ZM255 31V30H254ZM17 32V31H16ZM51 32V31H50ZM73 32H75V31H73ZM78 32V33H79ZM115 32L117 33V31L115 30ZM119 32V31H118ZM121 32H124L123 30L121 31ZM133 32H136V31H133ZM133 32L131 31V32H129V33H131V34H133ZM140 32V31H139ZM138 32V33H139ZM162 32V31H161ZM166 32H168V30H166ZM166 32H165V34H166ZM171 32V31H170ZM181 32H183V33H186V31H181ZM243 32H242V34H243ZM251 32V31H250ZM253 32V31H252ZM257 32V31H256ZM260 32H262L261 30H260ZM260 32H258V34H260ZM72 33V32H71ZM164 33V32H163ZM179 33V32H178ZM193 33H194V30H193ZM208 33V32H207ZM211 32H209V35H211L210 34ZM217 33V32H216ZM227 33H229V32H227ZM238 33V32H237ZM245 33V32H244ZM18 33H15V41L11 44V46H10V50H9V61L8 62H10L11 63V65L12 66H14V67H16V69L18 68V70H19V72L16 74V76H15V78H16V81L17 82H19L18 84L17 83H15V78H14V82H11L10 81V79L7 77V76H5V75H3L2 76V78L0 79V91H2V99L0 98V109H2V107H4V104L5 103H7L6 101L7 100H9L8 98H10V93L11 92H16L17 90L19 91V89H17L20 85V83L24 80L25 82L27 81V80H29L30 78L32 79H30L31 81H32V83L34 82V86H36V80H37V77L39 76V75H43V73H42V68L40 69L39 68V64H41V60H42V54L44 53V50H43V45L42 46H39V44H37V48L38 49H42V50H38V51H41V52H43L42 54L40 53H38V52H36V51H33L32 50V48L31 47H28L27 46V44H28V36H27V33L25 34V35H23L22 34V36H21V34H18ZM69 34V33H68ZM74 34V33H73ZM88 34V33H87ZM122 34H124V33H122ZM126 35H128V33L126 32L125 33ZM140 34V33H139ZM141 34H142V30H141ZM151 34V33H150ZM196 34V33H195ZM247 35L245 36V39H247V37H249V33H246ZM252 34V33H251ZM82 35H84V33H82ZM101 35H103V37H104V34L102 33ZM114 35V34H113ZM113 35H111V36H113ZM125 35V36H126ZM134 35H136V34H134ZM155 35V34H154ZM164 35V34H163ZM167 36L169 35V34H166ZM182 35V34H181ZM184 35V34H183ZM203 35H204V33H203ZM219 35H221V34H219ZM218 35V36H219ZM85 36V35H84ZM84 36H82V38L80 39V42H86L87 41V39H84L83 37ZM107 36V35H106ZM111 36H110V38L107 36V38H109V39H111L112 40V38H111ZM131 36V35H130ZM140 36V35H139ZM142 36V35H141ZM166 36V37H167ZM212 37H213V35H211ZM211 36H209V37H211ZM214 36H215V33H214ZM224 37H225V39H224V41H228V40H230L229 39V36L226 34V35H223ZM254 36V34L252 35V37ZM256 36H257V33H256ZM259 36V35H258ZM264 36V35H263ZM102 37V38H103ZM118 37H119V33L118 34H116L115 35V37H113V41L115 40V39H118ZM127 37H129V36H127ZM132 37V36H131ZM130 37V38H131ZM134 37V36H133ZM150 37V36H149ZM149 37L148 36H146L145 35V38L144 39H142V38H138L137 40H135L134 38V40L135 41H133L132 40V43L130 42V45H132L131 47H135L136 49L134 50V53H135V55H136V57L134 56V58H132V59H134V60H132V61H136L135 63H137L138 61H142V62H145V61H149V57H151L150 55H151V51L153 50L154 52H155V50L154 49H152V42L150 41V39H149ZM163 37V36H162ZM176 37H177V35H176ZM176 37H174L175 39H176ZM205 37V36H204ZM203 37V38H204ZM220 37V36H219ZM241 37H243V35L241 36ZM251 37V36H250ZM78 38V37H77ZM100 38V37H99ZM107 38H105V40H107ZM123 38V37H122ZM153 38V37H152ZM164 38V37H163ZM178 38H179V36H178ZM207 38V37H206ZM257 38V37H256ZM259 38V37H258ZM91 39V38H90ZM95 39H97V37L95 38ZM101 39V38H100ZM99 39V40H100ZM126 39V38H125ZM223 39V38H222ZM250 39V38H249ZM253 39H255V38H253ZM75 40V39H74ZM98 40V39H97ZM97 40L95 41L96 43H98V45H100L99 44V42H97ZM102 40V39H101ZM104 40V41H105ZM153 40V39H152ZM159 40H160V38H159ZM170 40V39H169ZM169 40H167V41H169ZM182 40V39H181ZM216 40V39H215ZM242 40H244L243 38H242ZM251 40V39H250ZM258 40V39H257ZM65 41V40H64ZM92 41V40H91ZM90 41V42H91ZM122 41H124V38L122 39ZM172 41V40H171ZM176 41H178V40H176ZM183 41V40H182ZM206 41V40H205ZM213 41H214V37H213ZM249 41V40H248ZM256 41V40H255ZM259 41V40H258ZM258 41H257V44H258ZM61 42H63V40L61 41ZM89 42V41H88ZM89 42V43H90ZM106 42V44L108 43V41H105ZM121 42V41H120ZM119 41L117 42L118 44L120 43ZM157 42V41H156ZM155 42V43H156ZM160 42V41H159ZM172 42H174V43H177V42H175V40H173ZM210 42H211V40H210ZM216 42V41H215ZM46 43V42H45ZM75 43V42H74ZM79 43V42H78ZM92 43V42H91ZM96 43H94V44H96ZM101 43H104V42H101ZM109 43H110V40H109ZM122 43V45H123V43L124 42H121ZM161 43V42H160ZM207 43V42H206ZM221 43V42H220ZM245 44H248L247 42H244ZM242 44V46L243 45H245V44ZM58 44H59V41H58ZM113 44H114V42H113ZM112 44V45H113ZM126 44H127V42H126ZM159 44V43H158ZM180 44V43H179ZM182 44V46H183V43H181ZM192 44V43H191ZM190 44V45H191ZM208 44H210V43H208ZM215 44V43H214ZM263 44V43H262ZM66 45V44H65ZM89 45H91V44H89ZM103 45V44H102ZM115 45V44H114ZM120 45V44H119ZM134 45V46H133ZM174 45V44H173ZM173 45H170V46H168L167 47V50H166V58L162 55L159 59H158V57H157V54H158V52L157 51H159V50H157L156 48L157 47H159V45H157V47L155 48L157 51H156V57H154V56H152V70L153 71H156V70H158L159 68H161V69H165L166 68V70H167V75L169 74V70H168V66L171 64V54H172V52H171V50H173V48H174V50H175V48H176V46L175 47H173ZM212 45V44H211ZM222 45V44H221ZM230 46H231V44H229ZM54 47H53V51L51 52V53H53V55L55 56V54H57L59 51H61V50H59V49H57V46H56V44H54L53 45ZM60 46V45H59ZM96 46V45H95ZM104 46V45H103ZM102 46V48H104ZM111 46V45H110ZM180 46V45H179ZM210 46V45H209ZM217 46H218V44L215 46L216 48L215 49H217ZM233 46V45H232ZM241 45H240V47L241 48H243ZM262 46V45H261ZM45 47V46H44ZM73 47V46H72ZM84 47V46H83ZM88 47V46H87ZM100 47V46H99ZM119 47V46H118ZM117 46H116V49L118 50V49H120V47L118 48ZM122 47V46H121ZM123 47H124V45H123ZM184 47V46H183ZM182 47V48H183ZM186 47V46H185ZM188 47V46H187ZM190 47V46H189ZM196 47V46H195ZM199 48H201V46H198ZM211 47H213L214 48V46L212 45ZM227 48H225V49H228L229 47L228 46H226ZM245 47H247V46H245ZM62 48V47H61ZM60 48V49H61ZM81 48V47H80ZM91 48H92V46H91ZM98 48V47H97ZM125 48H128V47H126V45H125ZM79 49V48H78ZM85 49H86V47H85ZM94 49V48H93ZM108 49V48H107ZM195 49V48H194ZM198 48H196V50H197ZM206 49V48H205ZM210 49V48H209ZM222 49V48H221ZM237 49V48H236ZM63 51L65 50V48L64 49H62ZM112 50V49H111ZM126 50H128V49H126ZM131 50H132V48H131ZM130 50V51H131ZM184 50H186V48L184 49ZM208 50V49H207ZM218 50V49H217ZM253 50V49H252ZM264 50V49H263ZM90 51V50H89ZM104 51V50H103ZM125 51V50H124ZM124 51H122V52H124ZM176 51V50H175ZM203 51V50H202ZM236 51V50H235ZM245 51H246V48H245ZM64 52H66V51H64ZM88 52V51H87ZM99 52H100V50H99ZM104 52H106V51H104ZM180 52V51H179ZM200 51H197V53H199ZM204 52H205V50H204ZM213 52H215L214 50H213ZM226 52H228V51H226ZM230 52V51H229ZM237 52V51H236ZM250 52V51H249ZM76 53V52H75ZM77 53H80V52H77ZM88 53H90V52H88ZM101 53V52H100ZM119 53H120V51H119ZM124 53H128V52H124ZM153 53V52H152ZM174 53V52H173ZM187 53V52H186ZM196 53V52H195ZM196 53V54H197ZM205 53H209V51L208 52H205ZM204 53V54H205ZM59 54V53H58ZM65 54V53H64ZM117 54V53H116ZM175 54V53H174ZM189 55L191 54V53H188ZM200 54H201V52H200ZM231 54H232V52H231ZM258 54V53H257ZM6 55V54H5ZM8 55V54H7ZM110 55H112V53H110ZM109 55V56H110ZM115 55V54H114ZM120 55V54H119ZM118 55V56H119ZM128 55V54H127ZM193 55V54H192ZM192 55H190V56H192ZM215 55H216V53H215ZM215 55H213V56H215ZM249 55V54H248ZM259 55V54H258ZM53 56V57H54ZM60 56V55H59ZM59 56H58V58H59ZM64 56V55H63ZM65 56H66V54H65ZM64 56V57H65ZM72 57L73 56H75V55H71ZM86 56H88V55H86ZM85 56V57H86ZM117 56V55H116ZM129 56V55H128ZM182 56V55H181ZM196 56V55H195ZM197 56H198V54H197ZM205 56V55H204ZM203 56V57H204ZM212 56V55H211ZM231 56V55H230ZM229 56V57H230ZM238 56H240L239 54H238ZM245 56V55H244ZM243 56V57H244ZM61 57V56H60ZM71 57V58H72ZM115 57V56H114ZM121 57V56H120ZM119 57V58H120ZM124 57H125V55H124ZM185 56H183L182 58H184ZM210 57V56H209ZM216 57V56H215ZM222 57V56H221ZM260 57V56H259ZM52 58V57H51ZM63 58V57H62ZM61 58V59H62ZM74 58V57H73ZM81 58V57H80ZM83 58V57H82ZM199 58V57H198ZM240 57H238L237 59H239ZM258 58V57H257ZM56 59V58H55ZM65 59V58H64ZM63 59V60H64ZM87 59V58H86ZM99 59V58H98ZM97 59V60H98ZM102 59V58H101ZM111 59H113L112 57H111ZM115 59H116V57H115ZM121 59V58H120ZM125 59V58H124ZM130 59V58H129ZM180 59V58H179ZM197 59V58H196ZM196 59H194V60H196ZM204 59H206L207 60V57H205ZM214 59V58H213ZM216 59H217V57H216ZM215 59V60H216ZM219 59H221V58H219ZM226 59V58H225ZM259 59V58H258ZM57 60V59H56ZM55 60V61H56ZM67 57H66V62H67ZM77 60H79V59H77ZM82 60H84V59H82ZM81 60V61H82ZM92 60V59H91ZM107 60V59H106ZM108 60H109V58H108ZM121 60H123V59H121ZM121 60L119 61L120 62V64H121ZM223 60V59H222ZM222 60H220L221 62H222ZM55 61H52L51 59H50V61L48 62V65H50L51 67H56V69H58V68H60L59 69V73H60V78H59V80H58V82L57 83H55L54 85L52 84V85H50V86H47V87H45L42 91L41 90H39V89H42V88H35V91H32L31 89H30V87H29V89H30V91H32V92H30V94L32 93H34L33 95H35L34 97H31V99L29 100V97H28V99H24V100H29V102L31 101H35L34 99H35V97H36V100H37V98H41V99H43V101L49 96V95H51V96H53V97H57V99H59L60 97H61V89L63 90V87H64V85H65V83H67V80H69L68 78H66V76L67 75H69L70 76V74H65L66 73V71H65V65H63L62 63V65H61V67H64V68H61L60 66H58V63H56ZM75 61V60H74ZM73 61V62H74ZM96 61V60H95ZM102 61H103V59H102ZM114 61V60H113ZM127 61H128V59H127ZM131 61V60H130ZM129 61V62H130ZM191 61H192V59H191ZM203 61V60H202ZM219 61V60H218ZM219 61V62H220ZM233 61V60H232ZM235 61V60H234ZM243 61V60H242ZM65 62V63H66ZM76 62V61H75ZM79 62V61H78ZM195 62V61H194ZM204 62H205V60H204ZM216 62V61H215ZM220 62V63H221ZM83 63V62H82ZM88 63H89V61H88ZM88 63H85V64H88ZM91 63H93V62H90V64ZM101 63V62H100ZM110 63V62H109ZM114 63H116L115 61L113 62V64ZM147 63V62H146ZM150 63V62H149ZM190 63V62H189ZM208 64H209V62H207ZM261 63H264V61L263 62H261ZM75 64V63H74ZM74 64H72L71 63V65H73L74 66ZM94 64H96V63H94ZM107 64V63H106ZM119 64V63H118ZM219 64V63H218ZM222 64V63H221ZM220 64V65H221ZM47 65V66H48ZM70 65V64H69ZM77 65V64H76ZM79 65H80V63H79ZM122 65V64H121ZM129 65H131L130 63H129ZM129 65H122V68H123V66H129ZM135 65V64H134ZM138 65V64H137ZM142 65V64H141ZM225 65V64H224ZM242 65V64H241ZM258 65V64H257ZM35 66H38V68L40 69V71L39 72H41V73H39L38 71H35ZM116 66V65H115ZM114 66V67H115ZM132 66V65H131ZM140 66V65H139ZM189 66V65H188ZM188 66H186L187 68H188ZM198 66H199V64H198ZM198 66H196V67H198ZM250 66V65H249ZM255 66V65H254ZM111 67H113V66H111ZM117 67H118V65H117ZM117 67H115L114 69H116ZM135 67H136V65H135ZM143 67V66H142ZM182 67L184 68V66H181V69H182ZM201 67V66H200ZM212 67V66H211ZM214 67V66H213ZM247 67V66H246ZM50 68V67H49ZM48 68V69H49ZM71 68V67H70ZM73 68V67H72ZM96 68V67H95ZM94 68V69H95ZM131 68V67H130ZM137 68V67H136ZM146 68V67H145ZM215 68V67H214ZM236 68V67H235ZM237 68H240V65H239V67H237ZM256 68V67H255ZM257 68H258V66H257ZM55 69V68H54ZM75 69V68H74ZM97 69V68H96ZM133 69V70H132ZM135 68L133 67V68H131V70H130V72L129 73H131V74H133L131 77H129V82H128V86H129V84H130V86L131 85H133L134 84V81L137 79L136 77L138 76V73H136L137 71L136 70H134ZM150 69V68H149ZM212 69V68H211ZM259 69V68H258ZM258 69H257V71H258ZM70 70V69H69ZM93 70V69H92ZM98 70V69H97ZM111 70L112 69H110V68H108L107 69V71L105 70V72H107V73H109V72H111ZM117 70V69H116ZM115 70V71H116ZM121 70H123V69H121ZM121 70H120V72H121ZM124 70H127V68L126 69H124ZM143 70H145V69H142V71ZM186 70V69H185ZM193 70H195V69H193ZM225 70V69H224ZM240 70H241V68H240ZM247 70V69H246ZM13 71V70H12ZM11 71V72H12ZM57 71V70H56ZM73 71H75V70H72V72ZM118 71V70H117ZM141 71V72H142ZM147 71V70H146ZM173 71V70H172ZM233 71V70H232ZM261 70L259 69V73H257V74H262V73H264V72H260ZM44 72V71H43ZM69 72V71H68ZM76 72V71H75ZM78 72V71H77ZM86 72H88V70L86 71ZM94 72V71H93ZM99 72V71H98ZM188 71L186 70V73H187ZM237 72H238V70H237ZM237 72H236V74H237ZM240 72V71H239ZM28 73H30V74H28ZM47 73V72H46ZM51 73V72H50ZM80 73V72H79ZM81 73H84V74H86L85 73V71L84 72H81ZM101 73V72H100ZM147 73V72H146ZM143 74L142 73V75L140 74V77H141V79H145L146 78V76H147V74ZM173 73V72H172ZM14 74V73H13ZM74 74V73H73ZM94 74H95V72H94ZM111 74V73H110ZM117 74V73H116ZM137 76H136V75ZM150 74V73H149ZM148 74V75H149ZM182 74V73H181ZM247 74V73H246ZM252 75H255L256 74V72H252L251 73ZM29 75H30V78H29ZM46 75H48V74H46ZM51 75V74H50ZM62 75V76H61ZM92 74H90L89 76H88V79H86L85 81H87V84H91V78H90V76H91ZM115 75V74H114ZM114 75L112 76V74L111 75H109V78H105L104 76L102 77L101 76V74L100 75H98V76H101L100 78H98L97 80H94L95 82V85H94V88L95 89H92V85H90L91 86V88L89 89V91H91L92 93L94 92L95 94H96V97H94V98H91L88 102H89V104L88 105H93V104H96L95 102H97L98 104L97 105H95V107L93 108L94 109V111H93V109H91V107L90 108H85L84 109V111H83V117L81 116V118H84L83 119V121H85L84 123L86 124V125H88L87 124V121L85 120V118H86V116L89 114V113H91V115H92V117H91V119H93L92 121H90L91 122V124L89 125V126H87V127H85L84 129H82V127L85 125H82V127L80 126V123L79 122H76V121H72L70 124H71V126H72V131H74L73 133H74V135L76 136V138L80 141L81 140V142L83 141L82 140V138H83V135H85V133L87 134V132L89 133V134H87V136H89L90 134H91V136L92 135H99V134H101V132H102V130L101 129H103V127H104V129H103V132H105L104 134L106 135L105 137H104V139L106 140V141H108L109 142V136H107V135H109V134H111V132H112V130L114 129L115 130V128L116 129H118V128H120V125H121V121H122V119L124 118V116H125V114H124V116L123 115H121L122 117V119L120 118V116H117V118H115L116 117V115H114L115 117H109V115L106 113V112H104V109L106 110V107H105V104H104V102L101 100L102 98H103V96H104V94H103V92L102 91H100V90H98V88L99 87H101V86H103L106 90L107 89H109V87H111L110 85H113L115 82H116V80L117 79H114ZM163 75H164V73H163ZM197 75V74H196ZM232 75V74H231ZM235 75V74H234ZM243 75V74H242ZM69 76H67V77H69ZM153 76H156V74H153ZM177 76V75H176ZM181 76V75H180ZM201 78H204V76L202 77V73H201ZM261 76V75H260ZM47 77V76H46ZM54 77V76H53ZM71 77V76H70ZM82 77H84V78H82V79H85L86 77L85 76H83L82 75ZM117 77H121V76H117ZM150 77V76H149ZM163 77V76H162ZM174 77V76H173ZM12 78H13V76H12ZM42 78H45L44 76H42L41 77V80H42ZM47 78H49V77H47ZM51 78V77H50ZM49 78V79H50ZM55 78H57V77H55ZM79 78H80V75H79ZM113 78V79H112ZM159 78V77H158ZM158 78H157V80H158ZM179 79H180V82H179V85H184V84H189V80H190V78L188 77H186L185 75H183L182 77H178ZM178 78L176 77V79L178 80ZM199 78V77H198ZM209 78V77H208ZM251 78V77H250ZM249 78V79H250ZM39 79H40V77H39ZM67 79V80H66ZM71 79H72V77H71ZM103 79H104V81H103ZM109 79H112L113 81L112 82H110V83H108V80ZM195 79V78H194ZM223 79V78H222ZM35 80V81H34ZM52 80V79H51ZM57 80V79H56ZM77 80V79H76ZM126 80V79H125ZM124 80V81H125ZM156 80V79H155ZM166 80V79H165ZM176 80V81H177ZM200 80V79H199ZM198 80V81H199ZM24 81H23V83H24ZM43 81V80H42ZM71 81V80H70ZM70 81H69V83H70ZM77 81H79V80H77ZM111 81V80H110ZM123 81V82H124ZM142 81V80H141ZM175 81V82H176ZM197 81V80H196ZM38 82H41V81H39L38 80ZM45 82H46V79H45ZM51 82V81H50ZM74 82V81H73ZM82 82V81H81ZM122 82V83H123ZM137 82V81H136ZM145 82V81H144ZM149 82V81H148ZM147 82V83H148ZM153 82V81H152ZM168 81H165V83H167ZM190 82H191V80H190ZM260 82V81H259ZM23 83H22V85H23ZM27 83V82H26ZM32 83H30V82H28V84H32ZM44 83V82H43ZM75 83H76V81H75ZM80 83V82H79ZM121 83V84H122ZM133 83V84H132ZM138 84H137V86L139 85V82H137ZM164 83V82H163ZM173 83H174V81H173ZM178 83V82H177ZM231 83H233V82H231ZM241 83V82H240ZM16 84V85H15ZM28 84H27V86H28ZM84 84V82L82 83V84H80L79 85V87L81 88V85H83ZM117 84H119V85H117V87L119 86L120 88H121V86H120V83L118 82ZM146 84V83H145ZM21 85V86H22ZM33 85V84H32ZM67 85V84H66ZM70 85H71V83H70ZM77 85V84H76ZM135 85V84H134ZM133 85V86H134ZM150 85V84H149ZM171 85H174V84H172V82H171ZM178 85V86H179ZM190 85V84H189ZM195 85V84H194ZM220 85V84H219ZM228 85H230V84H228ZM233 85H235V84H233ZM241 85V84H240ZM39 86H40V84H39ZM54 86V87H53ZM74 86V85H73ZM123 86V85H122ZM125 86V85H124ZM236 86V85H235ZM242 86V85H241ZM14 87V88H13ZM43 87H44V85H43ZM67 87H69L68 85H67ZM67 87H65L64 89H66ZM75 87V86H74ZM74 87H72V89L74 88ZM85 87V86H84ZM160 87V86H159ZM202 87V86H201ZM213 87V86H212ZM219 87H222V85L221 86H218L217 88H219ZM25 88V87H24ZM77 88V87H76ZM87 88H88V86H87ZM126 88V87H125ZM132 88V87H131ZM130 88V89H131ZM162 88V87H161ZM176 88V87H175ZM254 88V87H253ZM256 88V87H255ZM17 89V90H16ZM29 89H28V91L27 92H29ZM34 89V88H33ZM85 89H86V87H85ZM85 89H83V88H81V89H79L78 88V90H77V92L75 91V92H71V94L73 93L74 94V97H72L71 98V105H74L75 103L77 104V98L76 97H78V95L79 96H81V95H83V94H80V92L82 91V92H86V91H84ZM97 89V90H96ZM102 89V88H101ZM124 89V88H123ZM123 89H121V90H123ZM174 89V88H173ZM22 90H23V88H22ZM27 89H25V91H26ZM73 90H76L75 88L73 89ZM116 90H118V91H120V89L119 88H117ZM116 90H115V92H116ZM142 90V89H141ZM147 90V89H146ZM138 91H139V89H138ZM183 91V90H182ZM232 91V90H231ZM27 92H24V93H27ZM88 92V91H87ZM111 92H113V91H111ZM114 92V93H115ZM177 92H179V90H177ZM181 92V91H180ZM235 92V91H234ZM247 92V91H246ZM23 93V94H24ZM93 93V94H94ZM155 93V92H154ZM161 93V92H160ZM167 93V92H166ZM215 93V92H214ZM236 93V92H235ZM243 93V92H242ZM241 93V94H242ZM248 93H250V91L248 92ZM17 94V92L15 93V95ZM20 94H21V92H20ZM31 94V95H32ZM68 94V93H67ZM106 94V93H105ZM111 94V93H110ZM118 94V93H117ZM122 94V93H121ZM155 94H157V93H155ZM185 94V93H184ZM189 94V93H188ZM188 94H185L186 96L188 95ZM194 93H192V95H193ZM201 94H203V93H201ZM216 94V93H215ZM237 94V93H236ZM235 94V95H236ZM29 95V94H28ZM42 95H44V97H42ZM64 95H66V94H63L62 96H64ZM86 95H87V93H86ZM85 95V96H86ZM162 95V94H161ZM160 95V96H161ZM178 95V94H177ZM191 95V96H192ZM217 95V94H216ZM238 95H240L239 93H238ZM21 96V95H20ZM41 96V97H40ZM73 96V95H72ZM76 96V97H75ZM110 96V95H109ZM116 96V95H115ZM129 96V95H128ZM128 96H127V99H128ZM131 96V95H130ZM134 96V95H133ZM137 96V95H136ZM190 96V97H191ZM207 96V95H206ZM237 96V95H236ZM242 96V95H241ZM240 96V97H241ZM243 96H245V95H243ZM18 97V96H17ZM71 96H69V98H70ZM81 97H84V96H81ZM107 97V96H106ZM135 97V96H134ZM204 97V96H203ZM202 97V98H203ZM208 98H209V95L207 96ZM249 97V96H248ZM78 98H80V97H78ZM108 98V97H107ZM110 98H111V96H110ZM120 98V97H119ZM121 98H124V97H122V95H121ZM120 98V99H121ZM194 98H196L195 96L193 97V99ZM247 98V97H246ZM250 98V97H249ZM248 98V99H249ZM12 99V98H11ZM49 99V98H48ZM52 98H50L49 100H51ZM74 99V100H73ZM76 99V100H75ZM143 99V98H142ZM204 99H207V98H204ZM245 99V98H244ZM247 99V100H248ZM22 99H20V97H19V99L16 101H12L13 102V104H12V106L14 105V102H15V104H16V107H17V109H19L20 107H21V105L23 104L22 103V101H21ZM49 100H47V102L49 101ZM67 100H68V98H67ZM73 100V101H72ZM126 99H124V101H125ZM203 99H201V101H202ZM46 101V100H45ZM81 101V100H80ZM118 101V100H117ZM133 101V100H132ZM199 101V100H198ZM207 101V100H206ZM249 101V100H248ZM37 102H38V100H37ZM47 102H45V103H47ZM123 102V101H122ZM126 102V101H125ZM124 102V103H125ZM129 102V101H128ZM127 102V103H128ZM134 102V101H133ZM152 102V101H151ZM154 102V101H153ZM172 102H174V100L172 101ZM196 102V101H195ZM216 102V101H215ZM237 102V101H236ZM9 103H10V100H9ZM28 103V102H27ZM147 103V102H146ZM26 104V103H25ZM44 104V103H43ZM48 104V103H47ZM54 104V103H53ZM123 104V103H122ZM151 104V103H150ZM149 104V105H150ZM172 104V103H171ZM174 104V103H173ZM210 104V103H209ZM215 106H216V104L215 103H213ZM257 104H258V102H257ZM263 104V103H262ZM7 105V104H6ZM11 105V103L9 104V106ZM24 105V104H23ZM35 105V107H36V105L37 104H34ZM110 105H111V103H110ZM143 105V104H142ZM163 105V104H162ZM166 105V104H165ZM164 105V106H165ZM204 105V104H203ZM44 106H46L45 104H44ZM57 106V108L59 107V106H62L61 104L59 105H56ZM111 106H114V104L113 105H111ZM118 106V105H117ZM116 106V107H117ZM121 106V107H120ZM120 106H118V107H120L121 109L123 108L122 106L123 105H120ZM129 106V108H130V111L132 110L133 112L132 113H135L134 111H139L140 112V109H141V107H140V105L139 106H137V105H134V106H132V105H128ZM206 106V105H205ZM210 106V105H209ZM208 106V107H209ZM233 106H234V104H233ZM232 106V107H233ZM263 106H264V104L262 105V109L260 108V110H263ZM38 107V106H37ZM42 107H43V105H42ZM41 107V109H43ZM47 107H50L49 105L47 106ZM52 107V106H51ZM162 107V106H161ZM198 107V106H197ZM237 107V106H236ZM236 107H234V109L236 108ZM255 107V106H254ZM258 107V106H257ZM33 108V107H32ZM38 108H40V105H39V107ZM45 108V107H44ZM109 108V107H108ZM111 108H113V107H111ZM110 108V109H111ZM114 108H115V106H114ZM148 108H149V106H148ZM155 108H157V107H155ZM155 108H154V111H156L155 110ZM160 108V107H159ZM164 108V107H163ZM167 109L169 108L170 109V107H166ZM166 108H164V109H166ZM10 109H11V107H10ZM14 109H15V107H14ZM17 109H15V110H17ZM24 110H25V108H23ZM23 109H20V111L22 110V112L24 111ZM46 109V108H45ZM58 109H60V108H58ZM62 109V108H61ZM91 109V110H90ZM120 109V110H121ZM143 109V108H142ZM168 109V110H169ZM202 109V108H201ZM232 109V108H231ZM39 110V109H38ZM37 110V111H38ZM44 110V109H43ZM47 110V109H46ZM71 110V109H70ZM81 110H82V108H81ZM119 109L118 110H116V113H118V114H120V111ZM149 110H151L150 112H152V109L150 108ZM157 110H158V108H157ZM163 110V109H162ZM203 110V109H202ZM208 110V109H207ZM238 110V109H237ZM236 110V111H237ZM66 111V110H65ZM64 111V112H65ZM69 111V110H68ZM72 111H73V108H72ZM125 111V110H124ZM127 111V110H126ZM143 111V110H142ZM145 111H147L146 109H145ZM153 111V112H154ZM159 111V110H158ZM204 111V110H203ZM206 111V110H205ZM204 111V112H205ZM235 111V112H236ZM257 111V110H256ZM264 111V110H263ZM263 111H261L262 113H263ZM1 112V111H0ZM8 112V111H7ZM44 112V111H43ZM60 112V111H59ZM78 112V111H77ZM144 112V111H143ZM152 112V113H153ZM157 112V111H156ZM167 112V111H166ZM204 112H202V113H204ZM228 112H229V110H228ZM258 112H260V111H258ZM258 112H257V115H258ZM3 113V112H2ZM5 113V112H4ZM18 113H19V111H18ZM67 113V112H66ZM75 113H76V111H75ZM115 112H113V114H114ZM122 113V112H121ZM147 113V112H146ZM159 113V112H158ZM165 114V113H163V112H161L160 111V113L158 114V115H160V114ZM167 113H169V112H167ZM175 112L172 110L171 112H170V114H168L167 116H166V119H165V124H167V128L169 129V127L170 126H172V125H175V120H176V116H175V114H174ZM233 113V112H232ZM237 113H239V112H237ZM1 114V113H0ZM27 114V113H26ZM155 114V113H154ZM211 114V113H210ZM216 114V113H215ZM234 114V113H233ZM232 114V115H233ZM260 114V113H259ZM3 115V114H2ZM6 115V114H5ZM8 115H10V114H8ZM8 115H7V117L6 118H8L9 119V117H8ZM57 115V114H56ZM77 115V114H76ZM76 115H73V116H75L76 117ZM80 115V114H79ZM79 115H77V116H79ZM137 115V114H136ZM150 115H151V113H150ZM198 115V114H197ZM202 115V114H201ZM205 115V114H204ZM235 115H236V113H235ZM238 115V114H237ZM236 115V116H237ZM240 115V114H239ZM28 116H30V114L28 115ZM58 116V115H57ZM68 117H69V114L67 115ZM146 116V115H145ZM152 116V115H151ZM161 116H163V115H161ZM261 116H262V114H261ZM70 117H71V114H70ZM90 117V116H89ZM132 117H133V115H132ZM138 117V116H137ZM141 117V116H140ZM148 117V116H147ZM160 117V116H159ZM182 117V116H181ZM209 117V116H208ZM231 117V116H230ZM234 117V116H233ZM264 117V116H263ZM30 117H27L23 122L24 123H17L16 125H14V122L13 121H8V123H6V125H5V123L3 124V125H1L0 126V138L3 140V142L2 141H0V165H1V167H2V165H5V163L6 162H8L10 159L8 158V157H10L11 158V154L13 153V149H14V152H15V154H14V157H13V160L12 161H14V158H16L17 159V163H18V160H19V162H29V163H38V168H33L34 170L33 171H36L37 172V176H38V178H36L37 179V182H34V183H30V185H29V183L27 184V183H24V185H23V183L22 182H20L18 179L17 180H15V182L17 183L16 185H19L20 187H22V185H23V190H24V188H25V192L27 191V194H30V192H29V189H34L35 187H37L38 185H40V184H42V183H46V182H50L49 184H53V182L55 183V181H58L57 179L55 180V181H53V179L50 181V179L48 178V174L47 173H49L51 170H52V168H51V164H53V159L52 158H56V157H54V156H52L51 154L50 155H40L39 153H38V150H37V148H35V144H33V137L31 136V130H29V128H28V121L30 120L29 119ZM51 118V117H50ZM126 118V117H125ZM134 118V117H133ZM161 118V117H160ZM216 118H218V117H216ZM227 118V117H226ZM253 118H254V116H253ZM55 119V118H54ZM76 119V118H75ZM75 119H73V120H75ZM79 119V118H78ZM138 119V118H137ZM150 119V118H149ZM252 119V118H251ZM17 120V119H16ZM66 120V119H65ZM70 120H71V118H70ZM87 120H88V118H87ZM89 120H90V118H89ZM125 120V119H124ZM133 120V119H132ZM138 120H140L141 121V119H138ZM162 120H164V116L162 117ZM218 120V119H217ZM5 121H7V120H5ZM62 121V120H61ZM64 121V120H63ZM136 121V120H135ZM144 120H142L141 122H143ZM159 121V120H158ZM158 121H157V123H158ZM191 121V120H190ZM197 121V120H196ZM232 121V120H231ZM235 121V120H234ZM10 122V123H9ZM30 122V121H29ZM69 122V121H68ZM132 122H134V120L132 121ZM140 122V123H141ZM164 122H162L163 124H164ZM188 122V121H187ZM238 122H240V121H238ZM253 122V121H252ZM251 122V123H252ZM3 123V122H2ZM46 123V122H45ZM150 123H152V121L150 122ZM197 123V122H196ZM217 123H219V122H217ZM234 123V122H233ZM61 123H58V125H60ZM134 124H136V123H134ZM143 125H145L144 123H142ZM220 124V123H219ZM222 124V123H221ZM220 124V125H221ZM260 123H258V125H259ZM57 125V124H56ZM142 125V126H143ZM149 125V124H148ZM147 125V126H148ZM157 125V124H156ZM159 125V124H158ZM160 125H161V123H160ZM177 125H179V124H177ZM205 125H206V123H205ZM205 125H203V126H205ZM14 126H15V128H14ZM49 126V125H48ZM48 126H46L47 128H48ZM146 126V125H145ZM183 126H186V124L182 121V123H181V125H180V127H183ZM225 126V124H222L221 126H219V127H217V129H215V133H216V135H217V133L219 132V129L220 128H223ZM236 126V125H235ZM239 126V125H238ZM257 126V125H256ZM122 127V126H121ZM135 127V126H134ZM137 127V126H136ZM155 127V126H154ZM158 127V126H157ZM163 127H165V125H163ZM163 127H161V128H163ZM208 127H209V125H208ZM247 127V126H246ZM254 127V126H253ZM43 128H44V126H43ZM46 128V129H47ZM49 128H50V126H49ZM56 128H58L57 126H56ZM55 128V129H56ZM63 128V127H62ZM138 128H139V126H138ZM166 127H165V130L163 131V132H165L166 131V129H167ZM248 128V127H247ZM255 128H257V127H255ZM160 129V128H159ZM197 129V128H196ZM207 129V128H206ZM235 129V128H234ZM233 129V130H234ZM241 129V128H240ZM253 129V128H252ZM261 129V128H260ZM61 130V129H60ZM63 130H66V129H64L63 128ZM68 130H69V128H68ZM135 129H133V131H134ZM147 130V129H146ZM152 130V129H151ZM160 130H163V129H160ZM180 130V129H179ZM228 130H230V128L228 129ZM227 130V131H228ZM244 130V129H243ZM250 130V129H249ZM39 131V130H38ZM42 131V130H41ZM44 131H46V130H44ZM56 131V130H55ZM67 131V130H66ZM70 131V130H69ZM148 131V130H147ZM181 131V130H180ZM255 131H257V130H255ZM47 132H49L48 130H47ZM68 132V131H67ZM66 132V133H67ZM103 132H102V134H103ZM168 133H166L165 135H167V137L170 139L171 138V132H170V130H168L167 131ZM245 132V131H244ZM35 133V132H34ZM52 133V132H51ZM56 133V132H55ZM68 133H70V132H68ZM84 133V134H83ZM130 133H132L131 131H130ZM129 133V134H130ZM148 133V132H147ZM161 133V132H160ZM223 133V132H222ZM242 133V132H241ZM254 133H256V132H254ZM262 133V132H261ZM37 134H38V132H37ZM113 134V133H112ZM121 134V133H120ZM127 134V133H126ZM125 134V135H126ZM134 134L136 135V133H135V131H134ZM138 134V133H137ZM141 134H142V132H141ZM140 134V135H141ZM143 134H145L144 132H143ZM143 134L141 135V137L143 136ZM149 134V133H148ZM180 134V133H179ZM43 135H44V133H43ZM45 135H46V133H45ZM50 135V134H49ZM55 135V134H54ZM54 135H52V136H54ZM114 135V134H113ZM125 135L123 136L124 137V139H127V138H125ZM128 135V134H127ZM133 135V134H132ZM152 135H155V133L154 134H152ZM152 135H150V136H152ZM173 135V134H172ZM214 135V134H213ZM227 135H229L228 133H227ZM244 134H242L241 136H243ZM51 136V135H50ZM56 136V135H55ZM58 136V135H57ZM63 135L61 134L60 135V137H62ZM69 136V135H68ZM87 136L85 135V137L87 138ZM103 136V135H102ZM158 135H156L155 137H157ZM185 136H186V133H184L183 135H181L179 138H181V139H179L178 137V139H179V143H178V147H180V146H182V144H184L185 145V143H186V138H185ZM247 136V135H246ZM245 136V137H246ZM37 137H38V135H37ZM47 137V136H46ZM84 137V138H85ZM90 137V136H89ZM96 137H99V136H96ZM113 138H114V136H112ZM130 137V136H129ZM133 137V136H132ZM136 137V136H135ZM139 137V136H138ZM147 137L149 138V136L147 135ZM146 137V138H147ZM173 137V136H172ZM250 137V136H249ZM253 137V136H252ZM40 138V137H39ZM39 138H37V139H39ZM48 138H49V136H48ZM54 138H56V140L55 141H58L57 140V137H54ZM63 139L65 138V137H62ZM83 138V139H84ZM86 138H85V142H87L89 139H87V141H86ZM159 138V137H158ZM176 138V137H175ZM215 138V137H214ZM232 138V137H231ZM243 138V137H242ZM256 138V137H255ZM41 139H43V138H41ZM61 139V138H60ZM66 139V138H65ZM97 139V138H96ZM115 139V138H114ZM114 139H111V141L112 140H114ZM119 139V138H118ZM124 139H123V141H124ZM136 139H137V137H136ZM155 139V138H154ZM40 140V139H39ZM50 140H52L51 138H50ZM68 140V139H67ZM132 140V139H131ZM157 140V139H156ZM166 140V139H165ZM168 140V139H167ZM166 140V142H169V141H167ZM171 140V139H170ZM174 140V139H173ZM37 141V140H36ZM42 141V140H41ZM49 141V140H48ZM60 141V140H59ZM61 141H63L62 139H61ZM102 141V140H101ZM119 141H120V139H119ZM141 141V140H140ZM176 141V142H177ZM214 141V140H213ZM227 141V140H226ZM4 142H6V146H7V148L5 149L4 147H5V143ZM45 142V141H44ZM50 142V141H49ZM63 142H65V141H63ZM71 142V141H70ZM92 142H94V141H92ZM97 142V141H96ZM96 142H94L96 145H97V143ZM115 142V141H114ZM117 142V141H116ZM157 142V141H156ZM262 142V141H261ZM264 142V141H263ZM46 143V142H45ZM52 143H53V141H52ZM57 143V142H56ZM59 143V142H58ZM57 143V144H58ZM102 143H104V142H102ZM120 143V142H119ZM122 143V142H121ZM128 143H129V141H128ZM130 143H132V145H133V140H132V142H130ZM129 143V144H130ZM155 143V142H154ZM153 143V144H154ZM172 143V142H171ZM171 143H170V145H171ZM212 143V142H211ZM224 143H226V142H224ZM260 143V142H259ZM40 144V143H39ZM51 144V143H50ZM54 144V143H53ZM67 144V143H66ZM73 144V143H72ZM76 144V143H75ZM87 144V143H86ZM108 144V143H107ZM106 143L104 144L105 146L107 145ZM114 144V143H113ZM117 144V143H116ZM123 144V143H122ZM144 144V143H143ZM152 144V145H153ZM168 145H169V143H167ZM167 144H165V145H167ZM177 144V143H176ZM262 144V143H261ZM264 144V143H263ZM62 145V144H61ZM79 145V144H78ZM112 145V144H111ZM123 145H125V144H123ZM131 145V144H130ZM132 145H131V148L129 149V150H127L128 151V153H124V152H126V151H124L123 152V154L124 155H122V153H120L121 155H119V153H118V155L116 156V157H110L109 156V154L106 152V150L104 151V152H106V157H104V152H103V155H102V153L100 154V152H99V154H100V159H101V162H99V160H97L98 161V163L99 164H102V160H105L106 161V167H107V170H109V173L111 174V176L113 177L114 175H116L115 174V170L114 169H119V168H122L123 169V171H124V173H122L123 175H121V173H120V175H119V173H118V175H119V180H118V184L120 183V186H121V183L122 184H124V183H126V182H128V181H131L133 178H134V176H133V173L132 172H130V170L129 169H127L129 172H127V173H125V170H124V166H125V169L127 168V166H128V168L130 167H132V162H133V153L135 152L134 151V149H135V147H132ZM141 145H142V143H141ZM152 145H150L151 147H152ZM175 145V144H174ZM4 146V147H3ZM39 146V145H38ZM37 146V147H38ZM50 146V145H49ZM56 146V148H57V146H59V145H55ZM54 146V147H55ZM65 146V145H64ZM71 146V145H70ZM117 146V145H116ZM135 146H137V145H135ZM173 146V145H172ZM176 146V145H175ZM261 146V145H260ZM40 147H41V145H40ZM51 147V146H50ZM49 147V148H50ZM101 147V146H100ZM104 147V146H103ZM102 147V148H103ZM112 147V146H111ZM122 147V146H121ZM126 147V146H125ZM127 147V148H128ZM144 147V146H143ZM151 147H149V148H151ZM170 146H168V148H169ZM174 147V146H173ZM225 147V146H224ZM52 148H53V146H52ZM51 148V149H52ZM116 148V147H115ZM114 147L113 148H110V149H115ZM118 148H119V145H118ZM118 148H116V150L118 149ZM124 148V147H123ZM140 148H141V146H140ZM147 148V151H146V161H145V163H144V166H143V177H145V178H147L146 179V181H144L143 179H145V178H143L142 180L144 181V183H142V181L140 180V177H138V175L137 174H135L136 173V171H135V176H136V178L138 177V179L141 181V182H139V185L138 186H141L140 184H143L141 187H139V189H138V186L136 185L137 184V182H136V184L134 185L135 187H131V190H132V192H139L140 193V195L142 194V199H141V201H140V196H139V200H137V201H140V207L141 208H143L142 210H140L141 212L142 211H147V210H149V211H147V212H143V215L144 214H146V216L147 215H151L152 213H153V210H152V208H150L151 206V204H153V203H157L158 202V204L160 205L159 207H161V206H163V208L164 207H167L168 208V205H169V201L170 202H172L171 201V197L172 196H174L175 195V193L177 192V191H175V189L174 188H172L174 185L172 184L175 180H173V179H178V182L180 183V181L179 180H181V179H184L185 181H186V179H187V176H189L188 174H185V173H183L182 171H179V172H174L172 175H174L173 176V182H172V180L170 181V183H168L169 182V180L167 181V182H165L164 183V186H166L167 187V184L169 185V184H172L173 186L172 187H167V189H166V187H165V189H163L162 188V186L160 187L159 185L158 186H156V184H158V183H156L157 181H156V179H153V178H151V177H149V174L151 173L150 171H151V169L153 168V167H155V166H157V164H159V162H162V161H157V160H154L153 159V156L152 155H150V152H149V148L148 147H146ZM164 148H166L165 146H164ZM167 148V149H168ZM171 148V147H170ZM169 148V149H170ZM181 148V147H180ZM262 148V147H261ZM11 149H12V153H11ZM28 149H30V151H28ZM41 149V148H40ZM69 149V148H68ZM92 149V148H91ZM95 149V148H94ZM94 149H92V150H94ZM109 149V148H108ZM107 149V150H108ZM125 149V148H124ZM136 149H138V147L136 148ZM145 149V148H144ZM143 149V150H144ZM153 149V148H152ZM46 150V149H45ZM57 150V149H56ZM56 150H54V152H57ZM63 150V149H62ZM86 150V149H85ZM88 150V149H87ZM86 150V151H87ZM96 150H98L97 148H96ZM100 150H101V148H100ZM140 150V149H139ZM151 150V149H150ZM177 150H179V149H177ZM223 150V149H222ZM47 151V150H46ZM68 151V150H67ZM77 151V150H76ZM83 151V150H82ZM91 151V150H90ZM119 151V150H118ZM164 151H165V149H164ZM172 151H173V148H172ZM223 151H225V150H223ZM227 151V150H226ZM225 151V152H226ZM50 151L48 150V152L47 153H49ZM54 152H52V153H54ZM59 152V151H58ZM72 152V151H71ZM75 152V151H74ZM153 152H155V151H153ZM171 152V151H170ZM177 152V151H176ZM262 152H264V150L262 151ZM73 153V152H72ZM94 153V152H93ZM112 153V152H111ZM110 153V155H112ZM117 153V152H116ZM115 153V154H116ZM138 156H139V154H138V152H135ZM164 153V152H163ZM162 153V154H163ZM174 153V152H173ZM228 153V152H227ZM231 153V152H230ZM42 154V153H41ZM64 154V153H63ZM78 154V153H77ZM107 154H108V156H107ZM152 154V153H151ZM198 154H199V152H198ZM236 154V153H235ZM58 155V154H57ZM185 156H184V158L186 159V162H187V154H184ZM197 155V154H196ZM225 155V153L222 155V156H224ZM13 156V155H12ZM58 156H60V153H59V155ZM97 156L98 155H96V159H97ZM113 156H115V155H113ZM143 156V155H142ZM198 156V155H197ZM243 156V155H242ZM254 156H255V154H254ZM62 157H63V155H62ZM62 157H61V160H62ZM74 157V156H73ZM78 157V156H77ZM76 157V155H75V158H72L71 160H67V162H66V165L64 166V165H61V166H64L63 168H64V171H65V174H63L62 176H60V177H64V178H67V179H70V178H72V176H74V174L75 173H77V171H76V169H75V167H74V165H76L77 164V162L79 161V157L77 158ZM86 156H84V158H85ZM163 157L164 158H166L164 155H163ZM241 157V156H240ZM245 157L247 158V156L245 155ZM244 156H243V158H245ZM256 157V156H255ZM58 158V157H57ZM68 158H70V157H68ZM81 158V157H80ZM139 158V157H138ZM213 158V157H212ZM220 158V157H219ZM218 158V159H219ZM227 158V157H226ZM238 158H239V156H238ZM252 158V157H251ZM9 159V160H8ZM59 159H60V157H59ZM90 159V158H89ZM196 159H197V157H196ZM199 159V158H198ZM217 159V158H216ZM10 160V161H11ZM243 160H245V161H247L246 159H243ZM83 161V160H82ZM87 161V160H86ZM180 161V160H179ZM179 161H178V163H179ZM60 162H62V161H60ZM90 162V161H89ZM104 162V161H103ZM185 162V161H184ZM189 162V161H188ZM223 162H225V161H223ZM243 162V161H242ZM9 163V162H8ZM12 163V162H11ZM63 163V162H62ZM91 163V162H90ZM138 163L140 164V162L138 161ZM138 163L136 164V165H138ZM249 164H251V162H248ZM55 164H56V162H55ZM58 164V163H57ZM93 164V163H92ZM166 164V163H165ZM164 164V165H165ZM191 164H193V163H190V165ZM239 164H241V163H239ZM245 164H246V162H245ZM6 165H8V164H6ZM20 165V164H19ZM26 165V164H25ZM78 165V164H77ZM166 165H168V164H166ZM176 165V164H175ZM179 165V164H178ZM178 165H176V166H178ZM213 165H215V164H213ZM222 165V164H221ZM231 165H233V163L231 164ZM15 166V165H14ZM24 166V165H23ZM37 166V165H36ZM81 166V165H80ZM98 166V165H97ZM100 166V165H99ZM181 166V165H180ZM223 168L221 169V171H220V169H219V172H224V173H226L227 174V176H228V174H229V176H230V170H229V168L227 169L226 167V169H224V163H223ZM221 166V167H222ZM0 167V168H1ZM8 166H6V168H7ZM25 167V166H24ZM23 167V168H24ZM32 167V166H31ZM77 167V166H76ZM90 167H92V166H90ZM89 167V168H90ZM106 167H105V169H106ZM134 167V166H133ZM166 167V166H165ZM164 167V168H165ZM167 167H169V166H167ZM189 168H193L192 166H188ZM216 167V166H215ZM233 167V166H232ZM236 167H238V165L236 166ZM249 167V166H248ZM248 167H247V169H248ZM10 169L11 168H13L12 166L11 167H9ZM16 168V167H15ZM56 168H57V166H56ZM59 168H62V167H59ZM58 168V169H59ZM103 168V167H102ZM102 168H100L101 169V171L100 172H102ZM156 168H158V167H156ZM170 168V167H169ZM183 168V167H182ZM235 168V167H234ZM241 167H239V169H240ZM264 168V167H263ZM25 169V168H24ZM23 169V170H24ZM104 169V168H103ZM132 169V168H131ZM159 169V168H158ZM163 169V168H162ZM167 169V168H166ZM184 169V168H183ZM224 169V170H223ZM238 169V170H239ZM244 169H246L245 167H244ZM247 169H246V171H247ZM1 170V169H0ZM13 170V169H12ZM11 170V171H12ZM27 170V169H26ZM56 170V169H55ZM133 170V169H132ZM168 170V169H167ZM194 170H197L196 168L194 169ZM234 170V169H233ZM242 170V169H241ZM263 170V169H262ZM7 172H8V169L6 170ZM19 171V170H18ZM20 171H22V169L20 170ZM53 172H54V170H52ZM89 171V170H88ZM105 171V170H104ZM122 170H121V172H123ZM134 171V170H133ZM160 171V170H159ZM163 171V170H162ZM171 171V170H170ZM184 171V170H183ZM193 171V170H192ZM240 171V170H239ZM245 171V170H244ZM7 172H3V173H6V175H7ZM17 172V171H16ZM29 172L30 171H28V174H29ZM36 172H34V173H36ZM52 172V173H53ZM57 172H61V171H58L57 170ZM194 172V171H193ZM198 172V171H197ZM232 172V171H231ZM241 172V171H240ZM240 172H237L238 174L240 173ZM27 173V172H26ZM62 173H64V172H62ZM107 173V172H106ZM199 173V172H198ZM235 173H236V171H235ZM237 173H236V175H235V177L237 176ZM248 173V172H247ZM22 174V173H21ZM20 174V175H21ZM60 174V173H59ZM152 174H153V171H152ZM206 174H207V172H206ZM216 174H218V173H216ZM220 174V173H219ZM218 174V175H219ZM232 174H234V172L232 173ZM231 174V175H232ZM243 174V173H242ZM254 174V173H253ZM253 174H251V175H253ZM1 175H2V173H1ZM10 176H11V174H9ZM9 175H8V177H9ZM15 174H13V176H14ZM19 175V176H20ZM23 175V174H22ZM25 175V174H24ZM55 175V174H54ZM54 175H51V176H54ZM81 175H82V173H81ZM92 175H93V173H92ZM99 175H100V173H99ZM108 175V174H107ZM155 175V174H154ZM185 175H187V176H185ZM246 175V174H245ZM245 175H241V176H245ZM4 176V175H3ZM17 176V175H16ZM29 176V175H28ZM58 176L59 175H57V176H55V178H58ZM78 176H79V174H78ZM150 176H151V174H150ZM153 176V175H152ZM169 176V175H168ZM167 176V177H168ZM200 176V175H199ZM216 176V175H215ZM224 175H220V179H221V177H222V179L224 178L223 177ZM233 177H234V175H232ZM253 176H255V175H253ZM253 176H251V177H253ZM7 177V176H6ZM25 177V176H24ZM60 177H59V179H60ZM164 177H166V176H164ZM166 177V178H167ZM170 177V176H169ZM168 177V178H169ZM183 177V178H182ZM203 177V176H202ZM218 177V176H217ZM234 177V178H235ZM247 177V176H246ZM245 177V178H246ZM1 178V177H0ZM101 178H102V176H101ZM190 178V177H189ZM189 178L187 179V180H189ZM198 178V177H197ZM212 178H213V176H212ZM215 178V177H214ZM232 177H230V179H231ZM233 178V179H234ZM238 178V177H237ZM241 178H243V177H241ZM241 178L239 179V181L241 180ZM249 179H250V177H248ZM247 178V179H248ZM261 178V176L259 177V179ZM15 179V178H14ZM14 179H13V181H14ZM30 179V178H29ZM80 179H81V177H80ZM111 178H109V180H110ZM195 178H191L189 181H187V189H189V190H183L182 189V200H186L187 202V207H184L183 205H182V203L180 204V206L179 207H181L180 209H178L177 208V204H174L173 202L170 204V205H172V207H173V209L169 212V211H166L167 210V208L165 209V211H164V209H161V210H158V214L160 215V216H162V215H164V213L163 212H165V218L166 217H168L169 218V220H167V221H169V222H167L166 221V223H168V224H178L179 225V227L181 226V227H187V234L189 233V230H190V225H197L195 228L197 229V232H199V229H202L203 228V225L206 223V222H208V223H210V224H212L213 225V228L215 229V230H224V234H225V236L226 237H224V238H227V239H229L230 237H231V239H232V237L234 238V239H232V244H231V246L234 248V250L236 251V253H239L240 251H245L246 252V248H247V245L248 244H250V242H251V239L253 238V236L255 235V236H257V237H260V236H264V220L263 219H258V221L256 222V224H255V227H253L254 228V230H252V232H250L249 231V225H247V224H245L244 222H243V220H238V225H237V227H238V230H237V233H235V235H234V232H233V230H235V228H233V225H231L230 224V222H229V220L232 222V221H234V222H237L236 221V217L238 216V217H240L241 215L239 214V213H244V214H246V215H244V216H248L249 214H250V212L252 211V210H254L255 208H256V206H258V203H260V202H257L258 200H260L259 198H257L258 196H256L255 195V192H254V187L255 186H259V183H261V182H258V181H252V182H248V180L246 181L245 179L243 180V181H246L245 182V184H249L250 185V188H247L248 186L246 185V188L247 189H241V188H234L235 186H234V184H236V182L234 183L232 180L230 181H227L226 179L222 182L223 184H224V187L225 188H227V190H228V193H227V195L226 194H224V192H223V194L224 195H222V197H221V199H218L217 201L214 199V197L212 198L211 197V195H209V197L207 196L208 195V193L210 192L206 187H212V189H213V191H214V189H215V187L216 186H214V185H216V183L218 184L219 183V180L217 181L216 179L215 180H213V179H211V182L212 183H210V185H206L205 186V188H206V190L204 189V190H202V187H201V189H200V187L198 186V185H196V184H194V183H196L195 182V180H194ZM199 179V178H198ZM200 179H201V177H200ZM255 179H257V178H255ZM263 179H264V176H263ZM21 180H23V179H21ZM64 180H66V179H64ZM109 180H108V184H110L109 183ZM163 180V179H162ZM236 180H238V179H236ZM251 180H253L252 178H251ZM28 181V180H27ZM30 181V180H29ZM60 181V180H59ZM107 181V180H106ZM111 181V180H110ZM114 181V180H113ZM135 181V180H134ZM133 181V182H134ZM165 181V180H164ZM200 181V180H199ZM213 181H214V183H213ZM235 181V180H234ZM238 181V182H239ZM261 181H262V179H261ZM26 182V181H25ZM60 182H62V181H60ZM99 182V181H98ZM100 182H104V181H100ZM159 182V181H158ZM172 182V183H171ZM175 182H177V181H175ZM178 182H177V184H178ZM263 182V181H262ZM2 184H3V182H1ZM0 183V192L3 190V186H2V184ZM56 183H58V182H56ZM105 183V182H104ZM131 183V182H130ZM243 184H244V182H242ZM242 183H240V184H242ZM264 183V182H263ZM129 184V183H128ZM132 184V183H131ZM209 184V183H208ZM242 184V185H243ZM14 185V184H13ZM45 184H42V186H44ZM47 185V184H46ZM54 185V184H53ZM56 185V184H55ZM54 185V186H55ZM81 185V184H80ZM101 185V184H100ZM111 185H113L112 183H111ZM115 185L117 186V182H115ZM114 185V186H115ZM125 186H126V184H124ZM130 185V184H129ZM180 185V184H179ZM219 185V184H218ZM12 186V185H11ZM48 186H50V185H48ZM48 186L47 187H43V188H47L48 189ZM115 186V187H116ZM125 186H124V188H125ZM185 187H186V185H184ZM236 186H239V183H238V185L236 184ZM261 186H263L262 184H261ZM13 187V186H12ZM56 187V186H55ZM80 187V186H79ZM97 187V186H96ZM99 187V186H98ZM113 187V186H112ZM241 187V186H240ZM15 188H16V186H15ZM81 188H83V187H81ZM116 188H118V191H121V195L120 196H123V194L124 195H126L127 193H126V191H129V189H127L128 188V186H127V188H125L126 189V191H125V189H123L122 187H119V186H117ZM184 188V187H183ZM243 188V187H242ZM253 188V189H252ZM13 189V188H12ZM37 189V188H36ZM46 189V190H47ZM49 189H55V188H53V186H52V188H49ZM80 189V188H79ZM113 189V188H112ZM141 189V192L139 191ZM258 189V188H257ZM38 190H43V189H38ZM96 190H98V189H96ZM168 190V191H167ZM180 190V189H179ZM179 190H178V192H179ZM217 190V189H216ZM10 191V190H9ZM16 191H18L17 189H16ZM57 191V190H56ZM79 191V190H78ZM186 191H187V193H186ZM34 193L36 192V191H33ZM45 192V191H44ZM96 192H100V190H98V191H96ZM96 192H95V195H96ZM107 192V191H106ZM106 192H105V194H106ZM111 193H112V191H110ZM109 192V193H110ZM177 192V193H178ZM212 192V191H211ZM219 192V191H218ZM258 192V191H257ZM11 193V192H10ZM19 193V192H18ZM24 193V191L22 192V194ZM37 193V192H36ZM49 193V192H48ZM139 193H136V195L137 194H139ZM176 193V194H177ZM214 193V192H213ZM259 193V192H258ZM2 194V193H1ZM3 194H6V193H4L3 192ZM2 194V195H3ZM7 194H9V192L7 191ZM26 193H25V195H27ZM60 194V193H59ZM59 194H58V192L56 193H54V195H53V197H52V195L50 196V197H52L51 199V202H50V205H49V207H47L46 209H43V211H44V214L43 215H45V216H47L48 217V215H50V214H52L53 213V211L51 210V207L53 208V205L54 204H57L55 207H60V208H62L61 206H59V205H61L60 203L61 202H63V200L61 199V196H59ZM80 194H81V190H80ZM211 194V193H210ZM222 194V193H221ZM261 194V193H260ZM262 194H264L263 192H262ZM11 195H13V194H11ZM14 195H15V193H14ZM61 195V194H60ZM109 195V194H108ZM111 195V194H110ZM132 195H133V193H132ZM259 195V194H258ZM5 196V195H4ZM49 196V195H48ZM138 196V195H137ZM137 196H136V198H137ZM216 196H217V193H216ZM260 196V195H259ZM263 197H264V195H262ZM2 197V196H1ZM6 197V196H5ZM39 197V196H38ZM50 197H46V198H44V199H47V198H50ZM94 197V196H93ZM105 197H106V195H105ZM104 197V198H105ZM108 197V196H107ZM116 196H114V198H115ZM175 198H176V196H174ZM3 198V197H2ZM1 198V199H2ZM7 198V197H6ZM6 198H4V201H5V199ZM100 198V197H99ZM103 198V199H104ZM109 199H110V197H108ZM157 198V199H156ZM262 198V197H261ZM35 199H37V198H35ZM40 199V198H39ZM38 199V200H39ZM54 199V200H53ZM65 199V198H64ZM94 199V198H93ZM101 199V198H100ZM113 199V198H112ZM128 199V198H127ZM134 200H135V198H133ZM177 199V198H176ZM7 200H8V202H9V204H11V206H15V204L17 203V201H15L14 199H12V197H10L9 196V198H7ZM55 200H56V202H55ZM77 200H78V198H77ZM76 199L75 200H69V201H71L70 202V204L66 207V208H68V211H69V209L70 210H72L73 212H75L76 214H79V213H82V209L80 208V204H79V201H80V199H79V201H77ZM88 200V199H87ZM94 200H96V199H94ZM97 200H99V199H97ZM96 200V201H97ZM102 200V199H101ZM123 200V199H122ZM175 200V199H174ZM19 201V200H18ZM21 201V203H18V207H15V209L18 211V209H19V214L22 216V219L24 220L25 218H27V217H29V215H30V213H31V211L30 210H27V207H26V198L25 199H21L20 200ZM49 201V200H48ZM68 201V202H69ZM103 201V200H102ZM168 201V202H167ZM262 201H264V200H262ZM261 201V202H262ZM41 202V201H40ZM82 202H85V201H83V199H82ZM98 202V201H97ZM112 202V201H111ZM110 202V203H111ZM116 202H117V200H116ZM178 202H179V200H178ZM177 202V203H178ZM6 203V202H5ZM42 203H43V201H42ZM98 203H100V202H98ZM97 203V204H98ZM125 203H126V201H125ZM82 204V203H81ZM92 204V203H91ZM105 204V203H104ZM103 204V205H104ZM113 204V207H114V205L116 204H114V202L112 203ZM139 204H137V206L139 205ZM183 204H184V202H183ZM204 204H207V205H210V206H213V212L217 215V219H218V224H216V222H215V220L214 221H211V219L208 217V215H210V213H208V212H210L209 210H204ZM6 205H7V203H6ZM45 205V204H44ZM80 205V206H79ZM107 205V204H106ZM105 205V206H106ZM118 205V204H117ZM135 205H136V203H135ZM153 205H155V204H153ZM169 205V206H170ZM178 205H179V203H178ZM185 205V204H184ZM262 205H264V204H262ZM46 206V205H45ZM110 206V205H109ZM116 206V205H115ZM158 206V205H157ZM186 206V205H185ZM223 206H227L226 207V210H230V213L227 215V217H228V219L229 220H226V221H224V222H222L223 221V218H225L226 216H224V212H222L221 211V207H223ZM260 206V205H259ZM2 207V206H1ZM57 207V208H58ZM98 207H100V205L98 204ZM112 206H110V208H113ZM119 207V206H118ZM262 207V206H261ZM43 208V207H42ZM56 208V209H57ZM97 208V207H96ZM107 208V207H106ZM134 208L135 209H137L135 206H134ZM155 208L156 207H154V210H155ZM7 209V208H6ZM99 209V208H98ZM100 209H102V206H101V208ZM105 209V208H104ZM121 209V208H120ZM151 209V210H150ZM257 209V208H256ZM255 209V210H256ZM261 209V208H260ZM9 210V209H8ZM46 210H47V213H46ZM122 210H123V208H122ZM95 211H96V209H95ZM102 211V210H101ZM109 211V210H108ZM112 211L114 212V209H112ZM118 211H120V210H118ZM117 211V212H118ZM127 211V210H126ZM135 211V210H134ZM100 212V211H99ZM103 212V211H102ZM104 212H106L107 213V211H104ZM122 211H120V213H121ZM124 212V211H123ZM101 213V212H100ZM108 213H110V212H108ZM108 213L105 215V216H107L108 217ZM119 213V217H121V214ZM130 213V212H129ZM135 213H138V212H135ZM134 213V214H135ZM157 213V212H156ZM255 213V212H254ZM264 213V212H263ZM1 214V213H0ZM96 214H97V211H96ZM102 214L103 213H101V216H102ZM116 214V219L114 220V221H116L117 220V217H118V214L116 213V209H115V212H114V215ZM123 214V213H122ZM126 214H127V212H126ZM142 214V213H141ZM239 214V215H238ZM252 214V213H251ZM258 214H259V212H258ZM71 215V214H70ZM100 214L98 213V215L97 216H99ZM113 215V214H112ZM111 214H110V216L111 217H113V219L115 218L114 217V215L112 216ZM128 215H130V214H128ZM128 215H126V216H128ZM136 215V214H135ZM159 215H157V216H159ZM253 215V214H252ZM9 216H10V213H9ZM51 216V215H50ZM50 216H49V218H50ZM56 216V215H55ZM55 216H54V218H55ZM62 216V220L61 221H64V222H68V217H67V215H65V214H62L61 215ZM145 216V215H144ZM159 216V217H160ZM214 216V215H213ZM1 217V216H0ZM3 218H4V216H2ZM1 217V218H2ZM6 217V216H5ZM8 217V216H7ZM14 217H15V215H14ZM53 217V216H52ZM91 217V216H90ZM136 217H137V215H136ZM163 217V216H162ZM17 218V217H16ZM53 218V219H54ZM99 218H101L100 216H99ZM106 217H104V219H105ZM125 218V217H124ZM132 218H133V216H132ZM148 218H149V216H148ZM151 218H152V215H151ZM167 218V219H168ZM254 218V217H253ZM253 218H251L252 220H253ZM263 218V217H262ZM77 219L78 218H76V221H77ZM103 219V220H104ZM111 219V218H110ZM109 219V220H110ZM137 219V218H136ZM250 219V220H251ZM256 219V218H255ZM13 220V218L11 219V221ZM70 220V219H69ZM120 220V219H119ZM195 220H197V222H196V224H192V223H190V222H193V221H195ZM17 221H19V220H17ZM101 221H102V219H101ZM100 221V222H101ZM118 221V220H117ZM121 221V220H120ZM137 221V220H136ZM244 221H246V220H244ZM254 221H256V220H254ZM3 222V221H2ZM56 222V221H55ZM72 222V221H71ZM73 222H74V218H73ZM98 223V224H101V223ZM104 222V221H103ZM108 222V221H107ZM109 222H113V221H109ZM38 223H40V221L38 222ZM77 223V222H76ZM119 223V222H118ZM118 223H116V224H118ZM5 223H3V225H4ZM8 224V223H7ZM14 224V223H13ZM57 224V223H56ZM89 224V223H88ZM116 224H113V225H116ZM17 225H18V222H16V224H15V228L14 229H18V227H17ZM37 225V224H36ZM60 225V224H59ZM76 225V224H75ZM79 225V224H78ZM102 225V224H101ZM106 224H104L103 226H105ZM112 225V224H111ZM151 225H153V224H150V226H148L147 228H149V227H151L152 228V226ZM164 225V224H163ZM253 225V224H252ZM62 226V225H61ZM81 226V225H80ZM107 226V225H106ZM104 227V228H107V227ZM119 226H120V224H119ZM154 226V225H153ZM251 226V225H250ZM4 227H6V226H4ZM75 227V226H74ZM115 227H118V226H115ZM144 227V226H143ZM165 227V226H164ZM163 227V228H164ZM185 227V228H186ZM7 228V227H6ZM5 228V229H6ZM87 228V227H86ZM101 228V227H100ZM99 228V229H100ZM103 228V229H104ZM252 228V229H253ZM30 229H32V228H30ZM39 229V226L38 227H36L35 229H33L32 231H31V233H29V234H32L33 233V235L32 236H35L37 233H36V231ZM76 229V228H75ZM117 229V228H116ZM116 229H115V231H116ZM119 229V228H118ZM125 229H127L126 231L128 232L129 230H128V228L126 227ZM19 230V229H18ZM28 230V229H27ZM41 230V229H40ZM58 229H56V231H57ZM74 230V229H73ZM78 230V229H77ZM77 230H75V231H77ZM101 231H102V229H100ZM111 230V229H110ZM113 230H114V227H113ZM113 230H111V231H113ZM121 230H122V226H121ZM131 231H135L134 230V228H133V230L132 229H130ZM149 230H153V229H150L149 228ZM114 231V232H115ZM118 231V230H117ZM124 229H123V233H124ZM204 231H206L205 229H204ZM42 232H43V230H41V233L40 234H42ZM48 232V231H47ZM78 232V231H77ZM81 234H84V230H82V229H80V231H79ZM137 232V231H136ZM135 232V233H136ZM16 233H17V230L15 231V235H16ZM28 233V232H27ZM56 233V232H55ZM62 233H63V231H60V232H58L57 233V235L59 236V237H62V240H63V243H64V240H65V238L62 236ZM113 233V232H112ZM122 232H120L119 231V236H121V234H123ZM126 233V232H125ZM124 233V234H125ZM175 233H177L178 234V236L177 235H174V237L175 236H177V238H179V233H180V237H181V232L179 231V233L178 232H175ZM1 234V233H0ZM103 234V233H102ZM101 234V235H102ZM136 234H138V233H136ZM148 234V233H147ZM160 234H162V233H160ZM172 234H174V232L172 233ZM190 234V233H189ZM188 234V235H189ZM205 234H207L206 232H205ZM216 234V233H215ZM165 235V234H164ZM163 235V236H164ZM170 235V234H169ZM169 235H166L165 237V241H163V243L165 242V244L168 242L169 243V240H170V238H171V236H172V238H173V235H170V237H168ZM3 236V235H2ZM41 236V235H40ZM50 236V235H49ZM51 236H52V234H51ZM71 235H69V237H70ZM138 236V235H137ZM142 235H140V237H141ZM186 236V235H185ZM201 236V235H200ZM200 236H197V237H200ZM254 236V238H256ZM4 237V236H3ZM76 237V236H75ZM140 237H137V238H139L140 239ZM189 237H190V241L192 242H194V240L192 239V236H190L189 235ZM208 235H207V237H206V235H204V236H201V239L199 238V241H198V243L197 244H195L194 246H197L198 245V247H199V245L200 244H202V243H204L205 241H207V239H208ZM46 239H47V237H45ZM52 238V237H51ZM77 238V237H76ZM136 238V237H135ZM158 238V237H157ZM176 238V237H175ZM183 238V237H182ZM262 238V237H261ZM260 238V239H261ZM2 239V238H1ZM40 239V238H39ZM59 239V238H58ZM144 239V238H143ZM163 239V238H162ZM181 239V238H180ZM258 239V238H257ZM11 240V239H10ZM10 240H9V242H10ZM24 240V237H21V232H19L18 231V234L16 235V241H17V243L18 242H21V241H23ZM76 240V239H75ZM141 241H142V237H141V239H140ZM155 240V239H154ZM175 240V239H174ZM184 240H186V239H184ZM255 240V239H254ZM259 240V239H258ZM257 240V241H258ZM13 241V240H12ZM15 241V242H16ZM31 241V240H30ZM58 241H60V239L58 240ZM95 241H96V239H95ZM140 241V242H141ZM178 241H179V239H178ZM181 241V240H180ZM183 241V240H182ZM188 242H187V244H186V246L187 247H189V240H187ZM55 242V241H54ZM132 242V241H131ZM135 242V241H134ZM133 242V243H134ZM139 242V241H138ZM155 242V241H154ZM153 242V243H154ZM170 242H171V240H170ZM260 242H262L261 240H260ZM38 243V242H37ZM61 243V242H60ZM87 243V242H86ZM88 243H91L90 241H88ZM110 244H109V246L107 247V248H105L104 250H102V251H99V250H95V249H90L89 251H87L88 253H87V255H88V258L90 257V259L92 258V259H96V260H98L99 262L100 261H102L101 259H106V257H108L109 258V263L108 264H116L117 263V261H118V259H119V257H121L122 256V251L120 252V250L118 249L119 247H118V245H120V243H119V239L117 238V237H115V235H112V237H111V239H110V242H109ZM122 243V242H121ZM167 243V244H168ZM195 243V242H194ZM7 244V243H6ZM12 244V243H11ZM21 244V243H20ZM54 244H56V243H54ZM64 244H66V242L64 243ZM93 244H95V242L93 243V241H92V245ZM140 244H142V243H140ZM166 244V245H167ZM255 244V243H254ZM254 244H252V245H254ZM258 244H259V242H258ZM262 244H264V243H262ZM1 245H2V242H1ZM5 245V244H4ZM16 244L14 243V246H15ZM36 245V244H35ZM85 245V244H84ZM91 245V244H90ZM145 245H146V243H145ZM156 245V244H155ZM154 245V246H155ZM165 245V246H166ZM170 245V246H169ZM169 247L167 248V246H166V249H165V247H163L162 245V247H159V248H164L163 250L165 251V250H167V251H170V250H174L176 247H178L179 246V242L177 243H169ZM191 245H193V244H191ZM217 245V244H216ZM6 246V245H5ZM28 246V245H27ZM37 246V245H36ZM39 246V245H38ZM60 246H63V245H60ZM59 245H58V243H57V245H54L53 247H52V251H51V253H50V260H49V262L47 263V264H50V263H53L55 260H56V256H57V254H58V252H57V249H58V251H59V249L60 250H62L63 251V249H61V248H58V247H60ZM67 246H69V245H67ZM141 245H138V246H136V247H140ZM158 246V245H157ZM156 246V248H158ZM20 247V246H19ZM31 245H30V249H31ZM91 247V246H90ZM103 247H105V246H103ZM152 247H153V245H152ZM187 247H185V248H187ZM191 247V246H190ZM198 247H197V249H198ZM219 247V246H218ZM230 248V246H228V249H227V251L228 250H230V249H233V248ZM252 247V246H251ZM122 248V247H121ZM126 248H127V246H126ZM132 248V253H133V250H137V249H133L134 247H131ZM142 248H143V245H142ZM141 247H140V249H142ZM159 248L157 249L158 251H159ZM181 248H184V247H181ZM250 248V247H249ZM261 248V247H260ZM259 248V249H260ZM49 249V248H48ZM111 249H116L117 250V252L116 253H112V252H110L111 251ZM140 249H139V252H140ZM152 249V248H151ZM189 249V248H188ZM212 249V248H211ZM263 249V248H262ZM262 249L261 250H259V251H261V252H263L262 251ZM127 250V249H126ZM129 250V249H128ZM127 250V251H128ZM131 250V249H130ZM149 250V249H148ZM154 250V249H153ZM156 250V249H155ZM195 250H196V248H195ZM213 250V249H212ZM250 250H252V249H250ZM249 249H248V254H250L251 255V259H250V261H249V263L248 264H252L254 261H256L257 262V260H259V258L256 256V254H255V256L253 257L252 256V254H253V252L252 251H250ZM73 251V249L72 248H68L67 249V254L68 253H71ZM188 251V250H187ZM191 251V250H190ZM199 251V250H198ZM198 251H196L197 253H198ZM215 251V250H214ZM60 252V251H59ZM105 252H106V254H105ZM124 252V251H123ZM146 252V251H145ZM171 252V251H170ZM170 252H167V253H170ZM200 252V251H199ZM213 252V251H212ZM216 252V251H215ZM255 252H256V250H255ZM254 252V253H255ZM17 253V252H16ZM131 253V254H132ZM137 253V252H136ZM191 253H192V251H191ZM33 254V253H32ZM40 254V253H39ZM62 254V253H61ZM74 254V253H73ZM139 254H141V252L139 253ZM138 254V255H139ZM171 254V253H170ZM170 254H169V256H170ZM189 254H190V252H189ZM194 254V253H193ZM264 254V253H263ZM6 255V254H5ZM38 255V254H37ZM37 255H35L36 257H37ZM128 255H130V254H128ZM133 255V254H132ZM135 255V254H134ZM137 255V254H136ZM137 255V256H138ZM149 255V254H148ZM197 255V254H196ZM233 254L232 253H228L227 254V258L226 259H228V261L230 262L231 261V259H232V256ZM40 256V255H39ZM38 256V257H39ZM60 256V255H59ZM83 256L84 255H75V258H74V260H75V262H72L73 264H89V262H86L87 261V258L85 259V258H83ZM85 256H86V254H85ZM131 256V255H130ZM136 256V260H137V257ZM200 256H201V254H200ZM1 264H4V262H5V260H7L8 261V259L6 258V257H4V255H2L1 254ZM15 257V256H14ZM45 257H47V256H45ZM87 257V256H86ZM157 257H158V255L157 254H154V257H153V259H157ZM259 257H262V255H259ZM17 258H18V256H17ZM29 258H30V256H29ZM246 258V257H245ZM57 259H59V258H57ZM134 258H133V262H134V260H135ZM198 259V258H197ZM215 259V258H214ZM248 259V258H247ZM261 259V258H260ZM24 260H26V259H24ZM66 262H69L70 261V259H69V256H66V258L64 259ZM195 260V259H194ZM193 260V261H194ZM199 260V259H198ZM15 261V260H14ZM21 261V260H20ZM20 261H18V262H20ZM57 261H59V260H57ZM91 261V260H90ZM138 261V260H137ZM215 261H217L216 259H215ZM214 261V262H215ZM17 262V261H16ZM35 262V261H34ZM146 262V261H145ZM143 263L142 262V264H148L147 262L146 263ZM204 262V261H203ZM259 262V261H258ZM257 262V263H258ZM21 263H23V261L21 262ZM29 263V262H28ZM70 263V262H69ZM91 263V262H90ZM156 262H154V264H155ZM161 263V262H160ZM197 263H199V261L197 262ZM244 263V262H243ZM13 264H15L14 262H13ZM24 264V263H23ZM36 264H38V262L36 263ZM41 264V263H40ZM55 264V263H54ZM96 264V263H95ZM100 264H102V262L100 263ZM134 264V263H133ZM140 264V263H139ZM190 264V263H189ZM196 264V263H195ZM203 264V263H202ZM245 264H246V261H245ZM261 264V263H260Z\"/></svg>","mask_w":264,"mask_h":264}]
</instances>
